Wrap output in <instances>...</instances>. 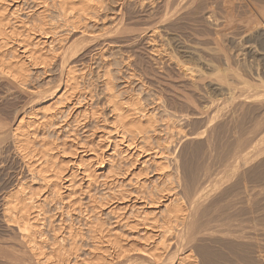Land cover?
<instances>
[{
  "label": "bare ground",
  "instance_id": "6f19581e",
  "mask_svg": "<svg viewBox=\"0 0 264 264\" xmlns=\"http://www.w3.org/2000/svg\"><path fill=\"white\" fill-rule=\"evenodd\" d=\"M43 1V0H42ZM52 1V0H51ZM105 1V0H104ZM141 1V3H143L144 1H146V0H140ZM156 1V0H155ZM155 1H151L150 0V4H151V7H152V15H148V14H146V11H148V10H146L145 12H144V10H142L143 12H141L140 11V9H141V7H140V9L138 10V8H135V6H134V4L133 5H131L130 4V2H128L129 4H125V6H124V4L123 3H121V8L120 9H118L119 10V15L118 16H116L115 18V21H113L115 24L113 25V26H111V27H109L107 30L105 29V31L103 32V29H102V32H100V33H97V34H93V32H92V30L90 31V33L92 32V35H87L85 32H87V30H83V29H85V28H82V32H80L81 34H79V35H77L76 34V36H79L78 38L76 37V40L75 41H77V40H83V42H86L85 44L86 45H84L83 46V44H82V47L80 46V44H78L77 42H76V44H75V41H73L74 43L73 44H75V46L76 47H78V46H80V47H78V48H80L79 50H76V53H78L76 56H77V58L78 59H82L83 57L84 58H86L85 56L86 55H89V54H91V52L92 51H94L93 53V55L95 56V54H96V52H98L100 55H102V58L103 57H105L104 55V53H103V48H105L106 46H107V48H111L112 46H115L116 47V51L118 52L117 53V55L119 54L120 55V52L121 53H123L124 55H125V57H123V60L122 61H124V63L126 62V63H128L130 66H131V71H129L128 69H127V71H125V73H127V72H130V74L128 73V74H126V75H128L127 77H133V76H138V79L137 80H139V87L138 88H140V86L142 87V88H152V93L150 94L151 96L153 95V98H151V108H147L146 106H145V104H143V102L142 101H140L139 99V101H135V102H127L126 100L128 99H126L125 100V97H124V95H120L119 94V91L121 90H119L118 89V91L116 90L117 89V87H118V85H116L114 82H113V78L115 79V76L113 77V75L111 76V73H112V71H110V66H109V64L111 63L110 61L111 60H109L108 61V59H106V60H104V62L102 63L103 65H101V66H103L102 68H103V74H102V72H100V74H102V78H103V85H102V87L105 89V98H102V99H105V102L106 103H104V105L105 104H108L107 106H109V108H110V112H111V115H110V117H107V116H105V117H107V118H109V121H108V123H106V124H109L111 127L110 128H112L111 130L113 131V135H114V137L115 138H117L120 142H122V143H126L128 140H126V138L128 137V139L130 138L131 140H133V139H137V140H139L140 141V139L141 140H145L146 141V143L148 142L147 140H149V139H151V138H153V141H156V146H157V144H159V143H157L159 140H161L160 139V137H159V135H161V134H159L158 135V131L161 129V128H159V130L156 128V126L158 125V124H160V123H158L157 125H156V122H157V118H159V117H157L156 118V116H158V115H155V109L156 108H158L159 106H161L162 108H164V111L166 112V118H168V119H162V116H160V118L162 119V120H164V121H170V119L172 118L173 119V117H176V119L178 118L179 120H178V122H183V124L184 123H186V125H189V124H187V123H189L190 122V124H191V122H193V123H200L199 125H201L199 128H201V129H199L200 131H189V132H185L183 135H182V133L184 132H182L181 133V135H182V137H184V140H183V142L185 143V147L184 146H182V147H184V148H186V151H187V149H188V156H187V158H182L181 157V155L180 154H178V156L176 157V158H174V160L176 159V163H174L175 164V168H174V170L175 171H173L172 172V174L174 173V175L176 174V176H177V180H176V183H177V186H176V188H178V190H179V194L180 193H182L184 196H185V198H187L186 200V202L187 203H184V204H187V207H185L186 205H184L182 202H183V200H182V202H181V200L179 199L180 198V196L178 195V193H177V196H179V198L178 197H176V196H174V199L172 200L171 199V202L172 203H170L169 205H164L163 206V208H162V214L160 213V215L159 216H161V217H159V219H158V221H159V223H157V224H159V227L158 228H160V229H158V230H160L159 231V238L156 240V241H151V242H153V243H151L152 245L150 246V250H152V252L150 251L149 252V250H147V248L146 247H144V248H146V250L143 248V249H141L142 248V246H139V248L137 249V247L138 246H136V242L134 243V242H132L133 244H135V245H132V243H131V246L129 247V249H126L129 245H127V247L125 246V248H124V246H123V244L122 243H125V242H122L121 241V239H122V237H121V239L120 238H118L119 236H115V235H111V236H115L114 238H112V240H111V243H112V245H114L113 246V248H115L114 249V252L116 253V256H114V257H120L121 258V256H125V257H127L126 255H128L129 256V254H128V251L129 252H131L132 253V251L131 250H133V253H134V250H138L137 252H139L140 251V253H142V257H145L146 259H150L151 260V262L153 261L154 263H156V264H182V258H181V255H182V251H184L185 249V244L187 243V242H191V241H193L192 242V247H193V249L197 252L196 254H197V257H198V264H229V262H230V260L229 259H233V260H239L240 262H242L243 264H264L263 263V261L261 260V256L259 255V253H257V252H259V250H260V248L262 249V246L260 247V245H261V243H259V241H257V239H256V236H255V234H256V230L253 228H251V227H243L242 225H237L238 223H235V224H231L232 222L231 221H233V220H231V219H237V218H239V217H241L242 215H249V214H251V216H252V214L253 213H256L257 215H259L260 217H262V219L264 220V140L262 139V141H261V139H260V141L258 140V139H256L255 137L258 135H256L255 136V134H253V133H250V134H247V135H249V136H251V134H253L255 137H253V135H252V138L253 139H256L257 141H259V142H262V143H260V145L259 144H257L256 142V144L257 145H254L253 147H252V143H254V141H251V145H250V147H252V148H250L249 146L247 147L246 145V147L248 148L246 151H245V146H244V144H243V146L245 147L242 151H243V154H241V155H238V154H240V153H238L237 152V150H238V146L237 145H241V142L243 141V138H245V140H246V138L247 137H243V136H240V134L236 137L235 135V137H236V140H235V142L236 143H234L235 145H234V147L235 146H237V147H232L231 146V150H228L229 149V147L226 145L227 144V142H229L230 140H232L231 138H230V140H229V137H230V135H231V131L233 130V129H235V127L237 126V127H239L238 129H240L241 131H242V129H243V123H244V121L245 120H247V118L249 119V117H250V120H251V117L253 116V115H255V113H258V111H260L261 109H263L264 108V97H262L261 95H262V93H263V96H264V90L262 91V89H261V91H260V93H259V89L257 90V91H253V93L255 92H257L256 94L258 95V97L257 96H255L253 93L252 94H250L251 96H248L249 95V91H250V93L252 92L251 90H249L248 92L246 91V89L244 88V86H243V88H241L242 90L243 89H245V91H246V93H248V95L247 94H245V92L244 91H242V92H244V96H243V94H242V97L241 96H238V97H236V96H233L234 94H236V93H232V92H234V91H232L231 92V94H233V95H231L230 94V91L233 89L232 88V82H229L228 83V80L226 79V77L227 76H225V74L224 73H222V74H224V75H222L221 73H219V72H217V73H219V74H221V75H218L219 77H217L218 79H217V81L218 80H220V82H217V81H215V82H213V81H209V85L211 86V88H213L214 90H216V89H223L222 87H223V85H224V87L226 86V87H228V88H226L227 90L228 89H230V87H229V85H231V90L228 92V95L230 94V96L228 97L229 98V100H230V102L229 103H231L230 104V106L229 107H225V105L226 106H228L227 104H228V102H227V98L226 97H224V99H227V100H225L226 102H224V101H220V100H218V101H215L214 99H212L211 98V96L209 97L208 95H206L205 94V92H203L202 91V88H204V87H202V86H204L203 84H202V82H204V79L206 78V77H209L211 74H216V72H214V73H207L208 75L207 76H205L206 74H204V73H202V74H200V75H197V77L198 78H196L195 76H193V74H194V72H196L195 70L197 69H194L193 67V65L192 64H190L191 65V67H189L187 64L188 63H185L182 59H181V57L182 56H187V57H191V58H196L197 60H199L202 64H200V65H203L204 66V68H206L207 70H210V71H215L216 70V68H215V66H214V63L215 62H218L219 64H222V63H224L225 65V67L223 68L224 70H230V56H228L227 54V51H225L224 49V51H222L221 49L223 48L222 46H224V48L226 49L227 47L225 46V45H222V46H219L220 45V43H221V41L219 40V38L221 37L220 36V34H221V31H222V26H223V24L221 23V21H219V20H222L221 18L219 19L218 17H215L216 18V20H215V22L211 19V18H209V16L210 15H212V8H213V6H212V8H210L209 7V5H208V2H209V0H157L156 2ZM218 1V0H217ZM224 1V0H223ZM251 0H249V3H251L250 2ZM253 1V0H252ZM259 2H260V4H255L256 5V7L258 8V11H257V15L256 16H253V15H255V14H251L252 15V17H251V15L250 16H248L249 14H250V12L249 11H252V10H249V9H247V10H249V11H247L246 13H249V14H245L246 15V17L248 16V18H247V20H246V17L244 16V14H243V16L245 17H243V19H245L246 21V23L247 24H245L244 23V25H239V23L237 24L236 22H242L243 23V21H242V19L240 20V19H236V24L237 25H235V26H239V27H237V28H239V29H237L238 30V34L240 35V32H242V34L243 35H246V33H247V36H249V39H248V37H246V39H248V40H250V43H247V45H244V46H246V51L248 52L249 51V53H252V54H255V50H254V48H253V45L251 44V38H254L255 36H263L264 37V33L263 32H261V30H262V28H261V25H260V19L261 20H264V0H258ZM5 2V1H4ZM7 2V1H6ZM6 2H5V4H6ZM10 2V1H9ZM8 2V3H9ZM46 1H44V3H45ZM50 2V1H49ZM54 2H56V7H54V8H56L57 9V11H58V13L57 14H59V19L58 20H60V19H62L64 22H66V23H70V24H73V23H80V24H82V22L83 23H85V24H88V23H92V24H94V23H97L96 22V20H97V18H98V15H103V13L102 14H99V12L101 11L102 12V10H101V8H102V6H103V0H55ZM125 2V1H124ZM246 2V1H245ZM254 2V1H253ZM252 2V3H253ZM8 3L6 4L7 6H8ZM35 3V2H34ZM52 3H53V1H52ZM116 3V2H115ZM219 3V2H218ZM247 3V2H246ZM255 3V2H254ZM55 3H53L52 5H54ZM140 4V3H139ZM144 4V3H143ZM168 4H169V6H168ZM213 4H215L216 5V3L214 2ZM220 4V3H219ZM4 5V4H3ZM30 5V4H29ZM33 5V4H32ZM36 5V4H35ZM142 5V4H141ZM207 5H208V7H207ZM212 5V4H211ZM214 5V6H215ZM222 5H223V7H225V8H229L232 12H233V8H239V9H242L243 7H245L246 5H245V3H244V1L243 0H225L224 1V3L222 2ZM2 6V5H1ZM6 6V7H7ZM15 6V5H14ZM34 6V5H33ZM144 6H145V4H144ZM5 7V6H4ZM47 7V6H46ZM50 7V6H49ZM149 6H147V8H148ZM151 7H149V8H151ZM204 7H206L205 8V11H203V9H204ZM222 7V6H221ZM247 7V6H246ZM255 7V8H256ZM14 8V7H13ZM30 8H32V7H30ZM45 8V7H44ZM52 8V7H51ZM208 8V9H207ZM216 8V7H215ZM257 8H256V10H257ZM28 9V8H27ZM48 9V8H47ZM53 9V8H52ZM103 9V8H102ZM115 9H116V7H115ZM114 9V10H115ZM142 9H144V7L142 8ZM146 9V8H145ZM224 9V8H223ZM6 10V9H5ZM4 8L2 7V9H1V7H0V41L1 42H3L2 44H5L4 42L8 39V38H10L11 36H17V38L16 39H18V41L17 42H26L27 40H26V38L25 37H29L28 35H26L25 37H23L24 35H23V33L21 32V31H24V30H19V31H17V32H15L14 30H11V25H10V27H7V25H8V22L10 21V19L8 20V19H6V18H8V17H5V13H4ZM55 10V9H54ZM151 10V9H150ZM149 10V11H150ZM216 10V9H215ZM227 10V9H226ZM238 10V9H237ZM243 10V12H245L246 11V9H245V11H244V9H242ZM46 11V10H45ZM52 11V10H51ZM228 11V10H227ZM230 11V12H231ZM241 11V10H240ZM239 11V12H240ZM6 12H7V10H6ZM56 12V11H55ZM222 12V11H221ZM224 12H225V10H224ZM231 12V13H232ZM238 12V11H237ZM236 11H235V15L236 14H239V13H237ZM11 13V12H10ZM113 13V12H112ZM211 13V14H210ZM232 13V14H233ZM252 13V12H251ZM27 14H28V12H27ZM30 14V13H29ZM34 14H37V13H34ZM32 15V16H35V15ZM42 14V13H41ZM53 14V13H52ZM56 14V13H55ZM114 14V13H113ZM217 14V13H216ZM223 14V13H222ZM221 14V15H222ZM231 14V15H232ZM241 14V15H242ZM8 15H9V13H8ZM14 15V14H13ZM17 15V14H16ZM44 15V14H43ZM46 15H47V13H46ZM225 15H226V13H225ZM224 15V16H225ZM11 16V15H10ZM25 16V15H24ZM27 16V15H26ZM32 16H31V18H32ZM48 16V15H47ZM108 16V15H107ZM223 16V15H222ZM230 16V15H229ZM233 16V15H232ZM237 16H239V15H237ZM258 16V17H257ZM14 17V16H13ZM20 17V16H19ZM36 18V20L35 21H37V17H38V14H37V16H35ZM55 17V16H54ZM102 17V16H101ZM108 17H110V16H108ZM213 17V18H214ZM236 17V16H235ZM250 17V18H249ZM15 18V17H14ZM28 18V17H27ZM30 18V17H29ZM29 18L27 19V20H29ZM41 18H45V15H44V17H41ZM52 18H53V16H52ZM57 18H58V16H57ZM217 18H218V20H217ZM224 18V17H223ZM226 18V17H225ZM237 18V17H236ZM239 18V17H238ZM242 18V17H241ZM20 19V18H19ZM25 19V18H24ZM33 19H34V17H33ZM32 19V20H33ZM47 19H49V18H47ZM50 19H51V17H50ZM56 19V18H55ZM107 19V18H106ZM114 19V18H113ZM112 19V20H113ZM210 19L214 22V23H212V21H211V23L209 24V22L208 21H210ZM233 18H230L229 17V20H228V22L230 23V22H232L233 20H232ZM7 20H8V22H7ZM15 20V19H14ZM21 20H22V18H21ZM41 20V19H40ZM40 20H38V21H40ZM42 20H44V19H42ZM102 20V19H101ZM110 20V19H109ZM142 20H146V22H148L149 21V25L148 26H150L149 28H148V26L146 25V27L147 28H145V27H142V28H140V26H137L136 27V25H138V24H143V23H141L142 22ZM148 20V21H147ZM227 20V19H226ZM249 20V21H248ZM11 21H13V20H11ZM16 21V20H15ZM19 21V20H18ZM34 21V22H35ZM37 21V22H38ZM52 21V20H51ZM55 21V20H54ZM103 21V20H102ZM189 21H195V22H198L199 24H201V25H203V26H206L208 29H209V31H208V33H206V34H204L203 36L204 37H202L201 35V37H200V39H199V41L195 44V43H187V42H184L185 40H183V38L181 37L182 35H183V33H184V31H185V29L187 28V26H188V24H189ZM223 21H225V20H223ZM22 21H20V22H17L16 24H20ZM28 22V21H27ZM30 22V21H29ZM42 22V21H41ZM44 22H45V20H44ZM59 22V21H58ZM101 22V21H100ZM144 22V21H143ZM227 22V21H226ZM234 22V21H233ZM13 23V22H12ZM11 22L9 23V24H12ZM23 23V22H22ZM21 23V24H22ZM46 23H48V22H46ZM50 23H52V22H50ZM50 23H49V25H50ZM54 23H56V22H54ZM53 23V24H54ZM150 23H151V25H150ZM224 23V22H223ZM15 24V25H16ZM24 24H27L26 22L24 23ZM24 24H22V25H24ZM31 24H37L36 22L35 23H31L30 22V25ZM41 24V23H40ZM60 24H61V22H60ZM63 24H65V23H63ZM85 24H82V26L83 25H85ZM113 24V23H112ZM228 24V23H227ZM232 24V23H231ZM241 24V23H240ZM45 25H48V24H45ZM62 25V24H61ZM91 25V24H90ZM89 25V26H90ZM106 25V24H105ZM111 25V24H110ZM192 25V24H191ZM191 25L189 26V27H191ZM195 25V24H194ZM197 25V24H196ZM29 26V25H28ZM31 26H34V25H31ZM35 26H37L38 27V24L37 25H35ZM40 26V25H39ZM56 26V25H55ZM63 26H65V25H63ZM67 27H69L68 25H66ZM75 26H77V25H75ZM87 26V25H86ZM145 26V25H144ZM232 26V25H231ZM234 26V27H235ZM12 27H14V29H15V26H12ZM23 27V26H22ZM42 27H46V26H42ZM41 27V28H42ZM53 27V26H52ZM74 27V24L72 25V28ZM84 27V26H83ZM94 27V26H93ZM96 27V26H95ZM100 27H101V25H100ZM188 27V28H189ZM193 27V26H192ZM196 27V26H195ZM199 27H201V26H199ZM224 27V26H223ZM233 27V28H234ZM10 28V29H9ZM17 28V27H16ZM19 29H20V27H18ZM28 29L29 28H31V27H27ZM26 28V29H27ZM77 27H75V29H76ZM197 28V27H196ZM27 29V30H28ZM32 29H36V27H32ZM40 29V28H39ZM46 29H47V27H46ZM66 29V28H65ZM71 29V28H70ZM93 29V28H92ZM101 28H99V30H100ZM195 29V28H194ZM193 29V30H194ZM198 29V28H197ZM197 29H195V30H197ZM200 29V28H199ZM261 29V30H260ZM16 30V29H15ZM27 30H25L26 31V33L25 34H27V33H29L30 31L28 30V32H27ZM31 30V29H30ZM41 30V29H40ZM42 30H43V28H42ZM148 30H150V31H152V41H154V43H155V45L156 44H158L159 45V40H158V38H161V36H164V35H167V36H169V37H171V36H173L174 37V40H175V49L173 50L172 48V52H168L166 49H163V50H161V52L160 53H157V55L156 56H154V55H152L151 53H149V51H148V48L145 46V42H142V40L140 39V37H142L141 36V34L142 33H144V35L146 34V31H148ZM194 30V31H195ZM231 30H232V28H231ZM24 31V32H25ZM33 31V30H32ZM50 31V30H49ZM60 31V30H59ZM67 31H68V29H67ZM66 31V32H67ZM198 31V30H197ZM196 31V32H197ZM200 31V30H199ZM198 31V32H199ZM201 31H202V29H201ZM205 31H206V29H205ZM229 31V30H228ZM235 31V30H234ZM233 31V32H234ZM263 31V30H262ZM37 32V31H36ZM39 32V31H38ZM45 32V31H44ZM72 32V31H71ZM89 32V31H88ZM96 32H97V30H96ZM191 32L193 33V31L191 30ZM203 32H204V30H203ZM231 32V31H230ZM229 32V33H230ZM232 32V33H233ZM33 33H34V31H33ZM32 33V34H33ZM40 33V32H39ZM43 33V32H42ZM41 33V34H42ZM46 33H49V32H45V34ZM54 33V32H53ZM59 33V32H58ZM77 33V32H76ZM79 33V32H78ZM205 33V32H204ZM226 33V34H225ZM225 33H224V30H223V35H224V39H225V36L226 35H228L227 34V31L225 30ZM237 33V32H236ZM32 34H30V35H32ZM38 34V33H37ZM55 34V33H54ZM185 34H188V33H185ZM184 34V35H185ZM195 34V33H194ZM193 34V35H194ZM235 34V33H234ZM23 35V36H22ZM44 35V34H43ZM70 35V34H69ZM144 35H143V40H144ZM195 35H199V34H195ZM194 35V36H195ZM220 37H219V36ZM236 35V34H235ZM243 35H241V36H243ZM34 37H35V35H33ZM62 36V35H61ZM149 36H150V34H149ZM187 36V35H186ZM190 36H191V34H190ZM230 36V35H229ZM228 36V37H229ZM233 36V35H232ZM241 36H239V37H241ZM14 37V38H15ZM34 37H32V38H34ZM146 37V36H145ZM165 37V36H164ZM184 37V36H183ZM198 37V36H197ZM223 37V36H222ZM221 37V38H222ZM234 37V36H233ZM239 37L236 39V40H239ZM12 38V37H11ZM10 38V39H11ZM31 38V37H30ZM51 38V37H50ZM63 38V37H62ZM185 38V37H184ZM187 38V37H186ZM229 38H232V37H229ZM235 38H236V36H235ZM13 39V38H12ZM36 39V38H35ZM43 39V38H42ZM56 39V38H55ZM72 39V38H71ZM148 39V38H147ZM149 39H151V37L149 38ZM194 39H196V37L194 38ZM255 39H257V37L255 38ZM260 39V38H259ZM263 39V38H262ZM28 40H29V38H28ZM34 40V39H33ZM32 40V41H33ZM45 40V39H44ZM44 40L42 41V42H44ZM65 39H63L62 41H64ZM146 40V39H145ZM196 40H198V39H196ZM222 40V39H221ZM227 40H229L228 38H227ZM236 40H235V42H236ZM241 40V39H240ZM261 40V39H260ZM259 40V41H260ZM8 41V40H7ZM12 41V40H11ZM14 41H15V39H14ZM15 41V42H16ZM31 40H29V42H30ZM31 41V42H32ZM36 41H38V40H36ZM54 41V40H53ZM60 41V40H59ZM62 41H61V43H62ZM150 41V40H149ZM152 41H151V43H152ZM159 41V42H158ZM188 42L190 41H192V40H187ZM223 41V40H222ZM231 41V40H230ZM244 41V40H243ZM257 41V40H256ZM0 42V43H1ZM29 42H27V44L26 45H23V44H21L20 46H21V48L19 49V50H21V53L20 54H22V55H24L25 56V58L26 59H31L32 61H33V63H35L37 66H39L40 68H41V70H43V72H46V69L48 68L49 69V67L52 65V63H54L53 62V55H49L51 52H53V48H51V46H50V48L52 49V51L47 55L46 54V52L44 53V52H41V49L42 48H40L39 47V44L37 45V47L38 48H33L32 46V48H30V49H27L26 47H28L29 48V46H27L28 45V43ZM46 42V41H45ZM47 42H49V41H47ZM56 42V41H55ZM69 42V41H68ZM194 42V41H193ZM229 42V41H228ZM234 42V43H235ZM264 42V41H263ZM263 42H262V44H263ZM32 43H35V44H33V45H35V47H36V42H32ZM163 43H164V41H163ZM187 43V44H186ZM226 43V42H225ZM230 43V42H229ZM231 43H232V41H231ZM230 43V44H231ZM261 43V42H260ZM260 43H258V44H260ZM19 43H17V45H18ZM31 44V43H30ZM53 44V43H52ZM72 43H70V44H67V45H69V49H71V50H73V51H75V49H78V48H73V46H72V48H70ZM72 44V45H73ZM153 44V43H152ZM166 44V43H165ZM164 44V45H165ZM169 44H170V42H169ZM222 44V43H221ZM223 44H224V42H223ZM229 44V45H230ZM237 44V43H236ZM235 44V45H236ZM245 44V43H244ZM6 45H9L7 42H6ZM6 45H5V47H6ZM32 45V44H31ZM41 45V44H40ZM56 45H58L57 43H56ZM148 45H149V42H148ZM163 45V46H164ZM227 45H228V43H227ZM233 45V44H232ZM231 45V46H232ZM4 46V45H3ZM3 46H1V47H3ZM19 46V45H18ZM53 46V45H52ZM64 46V48H65V45H63ZM74 46V47H75ZM167 46V45H166ZM170 46V45H169ZM0 47V48H1ZM5 47H3V48H5ZM9 46H7V48H8ZM54 47V46H53ZM56 47V46H55ZM58 47V46H57ZM66 47H68V46H66ZM152 47V46H151ZM150 47V48H151ZM155 47H157V46H155ZM165 47V46H164ZM171 47V46H170ZM169 47V48H170ZM173 47V46H172ZM219 47H222L221 49L219 48ZM256 47V46H255ZM261 47H262V45H261ZM3 48H2V50H3ZM7 48H6V50H7ZM44 48V47H43ZM48 48V47H47ZM113 48V47H112ZM111 48V49H112ZM158 48V47H157ZM163 48V47H162ZM9 49V48H8ZM10 49H12V48H10ZM27 49V50H26ZM44 49H46V48H44ZM44 49H42V50H44ZM58 49L60 50V48L58 47ZM152 49V48H151ZM150 49V50H151ZM171 49H169V50H171ZM229 49V48H228ZM231 49H232V47H231ZM248 49V50H247ZM262 50H264V47H262L261 48ZM1 50V49H0ZM5 50V51H6ZM13 50H15L14 49V47H13V49H12V51ZM17 50V49H16ZM18 50V51H19ZM57 50V49H56ZM62 50V49H61ZM65 51H67L68 50V48L67 49H64ZM61 51V52H64L63 54H62V56L60 55V54H58L59 55V65L61 66V69H62V72H61V82H60V84H58L57 83V85H60V86H57V85H55V86H57V87H54V89H49V87L48 88H45V89H43V90H40L39 92H36V96L34 95H32L33 97L32 98H34V97H37V99H35V100H33L32 99V101H34V103L35 104H37L38 105V107L36 108L37 110H36V113H32V115H28V119L26 120V122H25V124H22L21 125V123H20V126H18L17 128H13V130L10 128V130H12V131H9L8 129V131L9 132H7L6 131V133H5V131L3 132V135H2V139L1 140H4V141H7L9 138H8V136L9 137H12V139H10V141L12 140L13 142H14V147L17 149V151L20 153V155H21V157H25L26 158V156H28V155H31L32 157H35V159H34V161H32V162H39V160L41 159L42 161L40 162L41 163V166L39 167V165H37L35 168H34V174L37 176V177H39L41 180H42V182L44 181V180H46V182L48 181L49 182V180H51L50 178H52V175H50V173H52V174H54L53 175V177H57V183H59V181H60V183L63 181V180H65V178H66V174L64 175L63 174V171H64V169L65 168H63V167H61V166H59L60 165V162H57L56 161V159L51 155L52 153H51V150L54 148V146L52 145V143H54V142H50V143H46L45 145H44V147L42 148V149H40V150H35L34 149V140L36 139V136H33V134L35 133V131L37 132L38 130H42V129H45V126L46 125H49L50 127H52V125H54V123L53 124H51L50 125V123H48V124H46V122H50V121H46L47 119H48V117H50L51 118V116L53 117L56 113L58 114L59 113V110H61L62 111V108L61 107H57V108H55V106L56 105H54L55 103H57L58 102V104H62L63 103V105L66 107L65 108V110L66 111H63L64 113L66 112V114L67 115H65V116H67V117H69L70 115H71V110H72V105H70V103H69V95L67 94V92H69V91H67V88H72V89H74L73 87H75L76 86V88H78L77 87V85H76V80L78 81V79H80V78H78L79 77V75H78V77H77V75H76V77L78 78V79H76V77H75V75H74V71L75 72H77L78 70H75L74 68L72 69L71 67H69L70 66V64H69V62H68V57L71 55V51L70 50H68V51H70L69 52V54L68 53H66L65 51ZM107 50V49H106ZM109 50V49H108ZM153 50V49H152ZM156 50V49H155ZM155 50H153L154 52H155ZM221 52H220V51ZM261 50V51H262ZM4 51V52H5ZM67 51V52H68ZM78 51V52H77ZM105 51V50H104ZM112 51V50H111ZM157 51V50H156ZM159 51V50H158ZM230 51V50H229ZM241 51V50H240ZM3 52V51H2ZM7 52V51H6ZM5 52V53H6ZM9 52V51H8ZM17 52V51H16ZM57 52V51H56ZM60 52V53H61ZM108 52V51H107ZM106 52V53H107ZM227 54H226V53ZM246 52V53H247ZM5 53H2L3 54V56H4V54ZM19 53V52H18ZM54 53V52H53ZM59 53V52H58ZM73 53V52H72ZM89 53V54H88ZM110 53V52H109ZM108 53V54H109ZM235 53H237V52H235ZM239 53V52H238ZM0 54H1V52H0ZM2 54L0 55V74H2L3 76H5V77H8V78H11V79H14L15 81H19V82H25L26 83V81H27V76H28V73H27V71H29V69L27 70V66L25 67V65L26 64H24V62H23V60L20 58V60L18 59V60H15L14 61V58H16V56H14L15 54H14V52L12 53V55H11V50H10V55H11V59L9 58V60H6L7 59V57H6V59L4 58H2ZM55 55L57 54V53H54ZM66 54H68L69 56H67ZM75 53H73V55H74ZM111 54H112V52H111ZM154 54V53H153ZM240 54V53H239ZM252 54H251V56H252ZM259 54L264 58V51L263 52H259ZM6 55L7 56H9V54H7L6 53ZM17 55V54H16ZM93 55H91L92 57H93ZM113 55V54H112ZM118 55V56H119ZM124 55H122V56H124ZM90 56V57H91ZM110 56V55H109ZM118 56H116V57H118ZM122 56H121V58H122ZM231 56H232V54H231ZM236 56V55H235ZM256 56V55H255ZM57 57V56H56ZM70 57H72V56H70ZM101 57V56H100ZM106 57H107V55H106ZM105 57V58H106ZM245 57V56H244ZM243 57V58H244ZM253 57H254V55H253ZM76 58V57H75ZM75 58H73L72 60L74 61L75 60ZM99 58V57H98ZM104 58V59H105ZM108 58V57H107ZM111 58V56L109 57V59ZM118 58H120V57H118ZM124 58H126L127 60H124ZM183 58V57H182ZM188 58V59H189ZM193 58V59H194ZM235 58V57H234ZM12 59H13V61H12ZM17 59V58H16ZM255 59V58H254ZM30 60V61H31ZM113 60V59H112ZM185 60V59H184ZM252 60V59H251ZM256 60V59H255ZM259 60V59H258ZM25 61V60H24ZM29 61V62H30ZM56 61H58V60H56ZM70 61H71V59H70ZM84 61V60H83ZM187 61H189V60H187ZM193 61V60H192ZM241 61H243V60H241ZM72 62V61H71ZM75 62H78L77 60H75ZM74 62V63H75ZM80 62H82L81 60H80ZM116 62V61H115ZM114 62V63H115ZM227 62H229V63H227ZM258 62V61H257ZM27 63V62H26ZM85 63V62H84ZM87 63V62H86ZM198 63V62H197ZM69 64V65H68ZM72 64V63H71ZM80 64V63H79ZM82 64V63H81ZM80 64V65H81ZM219 64H218V66H219ZM239 64V63H238ZM54 65V64H53ZM52 65V66H53ZM91 65V64H90ZM114 65H116V64H114ZM216 65V64H215ZM251 65V64H250ZM98 66V65H97ZM112 66V65H111ZM117 66V65H116ZM125 66V65H124ZM124 66H123V68H124ZM128 66V65H127ZM217 66V67H218ZM221 66V65H220ZM219 66V67H220ZM232 66V65H231ZM249 66V65H248ZM28 67H30V65L28 66ZM32 67V66H31ZM34 67H36L35 65H34ZM100 67V66H99ZM200 67V66H199ZM218 67V68H219ZM223 67V66H222ZM222 67H220V68H222ZM236 67V66H235ZM251 67V66H250ZM56 68V67H55ZM60 68V67H59ZM81 68V67H80ZM101 68V67H100ZM101 68V69H102ZM121 68V67H120ZM127 68V67H126ZM202 68V67H201ZM204 68H203V70H204ZM217 68V69H218ZM240 68V67H239ZM261 68V67H260ZM31 69V68H30ZM61 69H59V70H61ZM77 69V68H76ZM79 69V68H78ZM130 69V68H129ZM246 69V68H245ZM253 69V68H252ZM263 69V68H262ZM57 70V69H56ZM82 70V69H81ZM117 70V69H116ZM198 70H200V69H197V72H198ZM202 70V69H201ZM220 70H222V69H220ZM220 70H218V71H220ZM223 70V71H224ZM31 71V70H30ZM35 71V70H34ZM50 71V70H49ZM206 71V70H205ZM217 71V70H216ZM222 71V72H223ZM248 71V70H247ZM251 71V70H250ZM250 71H248V72H250ZM256 71H257V68H256ZM264 71V70H263ZM43 72H41L42 74H43ZM52 72V71H51ZM117 72H120V71H117ZM201 72V71H200ZM227 72V71H226ZM232 72V71H231ZM258 72V71H257ZM31 73H32V71H31ZM114 73V72H113ZM206 73V72H205ZM242 73V72H241ZM259 73V72H258ZM98 74V73H97ZM124 74V73H123ZM244 74H245V72H244ZM249 74H252V73H249ZM29 75H31L30 73H29ZM57 75V74H56ZM81 75V74H80ZM115 75L118 77L119 75H120V73H119V75H118V73H115ZM121 75H122V73H121ZM125 75V76H126ZM233 75V74H232ZM237 75H239V74H237ZM236 75V76H237ZM254 75H255V73H254ZM262 75V74H261ZM33 76H35V75H33ZM101 76V75H100ZM234 76H235V73H234ZM241 76V75H240ZM247 76V75H246ZM253 78H254V76L253 75H251ZM257 76V75H256ZM29 77V76H28ZM54 77V76H53ZM89 77V76H88ZM113 77V78H112ZM195 77V78H194ZM244 77V76H243ZM250 77V76H249ZM257 77H259V74H258V76ZM261 77V76H260ZM2 78V77H1ZM83 78V77H82ZM119 78V77H118ZM122 78H123V76H122ZM137 78V77H136ZM135 78V79H136ZM215 78H216V76H215ZM236 78V77H235ZM240 78H242V76L241 77H239V81H240ZM4 79V78H3ZM56 79V78H55ZM92 79V78H91ZM121 79V78H120ZM127 79V78H126ZM132 79H134V78H132ZM209 79H211V78H209ZM244 79V78H243ZM247 80H249L248 78H246ZM250 82H252L253 84H254V81L252 80V78L250 77ZM255 79V78H254ZM258 79H261V78H257V80ZM263 79V81H264V78H262ZM262 79L261 80H259V81H262ZM1 80V79H0ZM29 80V79H28ZM115 80H117V79H115ZM114 80V81H115ZM122 80V79H121ZM128 80V79H127ZM205 80H208V78L207 79H205ZM234 80V79H233ZM238 80V79H237ZM242 80V79H241ZM256 80V79H255ZM8 81H9V79H8ZM131 81V80H130ZM262 81V82H263ZM90 81H88V83H89ZM100 82V81H99ZM116 82H118V81H116ZM128 82H129V80H128ZM136 82V81H135ZM262 82H261V84H262ZM5 83V82H4ZM8 83V82H7ZM6 83V84H7ZM91 83V82H90ZM123 83H124V85H125V87H124V89L123 90H125V88L127 89L128 88V83L127 82H122V84H121V86L123 85ZM244 83V82H243ZM247 82H245V84H246ZM256 84L257 83H259L258 81L257 82H255ZM1 84V83H0ZM10 84V83H9ZM13 84H14V82H13ZM96 84V83H95ZM134 84V83H133ZM133 84H132V87H133ZM138 84V83H137ZM205 84V83H204ZM239 84V83H238ZM238 84H236V85H238ZM240 84H242V83H240ZM244 84V85H245ZM251 84V83H250ZM5 85V84H4ZM24 85V84H23ZM91 85V84H90ZM116 85V86H115ZM123 85V86H124ZM259 85V84H258ZM3 86V85H2ZM11 86V85H10ZM13 86V85H12ZM17 86V85H16ZM29 86V85H28ZM92 86V85H91ZM98 86V85H97ZM120 86V88H122ZM135 86V85H134ZM241 86V85H240ZM256 86V88H257V85H255ZM261 86V85H260ZM14 87V86H13ZM52 87V86H51ZM79 87H80V85H79ZM87 87H89V86H87ZM130 87V86H129ZM136 87V86H135ZM236 87V86H235ZM234 87V88H235ZM239 87V86H238ZM247 87V86H246ZM259 87V86H258ZM261 87H264V83H263V85L261 86ZM11 88V87H10ZM18 88V87H17ZM53 88V87H52ZM82 88H84V87H82ZM115 88V89H114ZM137 88V89H138ZM13 89V88H12ZM71 89V90H72ZM87 89V88H86ZM129 89V88H128ZM136 89V90H137ZM237 89V88H236ZM235 89V90H236ZM240 89V88H239ZM250 89H252V90H255V89H253V87L252 88H250ZM21 90V89H20ZM39 90V89H38ZM70 90V89H69ZM75 90V89H74ZM83 90V89H82ZM134 90H135V88H134ZM133 90V91H134ZM136 90L134 91L135 93L134 94H136ZM142 90V89H141ZM140 90V91H141ZM147 90V89H146ZM146 90L144 89V92H146ZM85 91V90H84ZM104 91V90H103ZM133 91H132V93H133ZM237 91H238V89H237ZM236 91V92H237ZM5 92V91H4ZM20 92V91H19ZM22 92V91H21ZM101 92H102V90H101ZM123 92V91H122ZM127 91L125 90V94H128V93H126ZM137 92H139V91H137ZM142 92H143V90H142ZM149 92H150V89H149ZM221 92H223V91H221ZM238 92H240V90L238 91ZM241 92V93H242ZM0 93H2V92H0ZM12 93V92H11ZM26 93H27V91H26ZM29 93V92H28ZM31 93V92H30ZM79 93V92H78ZM140 93V92H139ZM139 93H137V94H139ZM220 93V92H219ZM226 92H224V94H225ZM241 93H239L240 95H241ZM259 93V94H258ZM6 94V93H5ZM4 94V95H5ZM25 94V93H24ZM84 94V93H83ZM123 94V93H122ZM133 94V95H134ZM136 94V95H137ZM148 94V93H147ZM148 94V95H149ZM208 94H209V92H208ZM211 94V93H210ZM209 94V95H210ZM213 94H214V91H213ZM218 94V93H217ZM221 94V93H220ZM220 94H218V95H220ZM238 94V93H237ZM238 94V95H239ZM21 95V94H20ZM27 95V94H26ZM78 95V94H77ZM104 95V94H103ZM140 95L141 94H139V97H140ZM148 95H146V93H145V96H146V98H148L147 96ZM149 95V96H150ZM217 95V96H218ZM245 95H247V96H245ZM252 95H254V96H252ZM31 96V95H30ZM28 97V98H31V97ZM81 96H83L82 94H81ZM85 96V95H84ZM83 96V98H85ZM92 96V95H91ZM128 96V95H127ZM126 96V97H127ZM135 96V95H134ZM143 96H144V94H143ZM214 96H216L215 94H214ZM5 97V96H4ZM23 97H24V95H23ZM104 97V96H103ZM136 97V96H135ZM135 97H133V98H135ZM141 97H142V95H141ZM2 98V97H1ZM215 98V97H214ZM222 98V97H221ZM68 99V100H67ZM137 99V98H136ZM216 99H218V98H216ZM220 99V98H219ZM21 100V99H20ZM26 100V99H25ZM29 100V99H28ZM52 100H54L55 102L53 103V102H50V101H52ZM143 100V99H142ZM80 101V100H79ZM146 101H148V99H146ZM141 102H142V104H141ZM149 102H150V99H149ZM220 102V103H219ZM224 102V106H220L221 105V103H223ZM14 103V102H13ZM17 103V102H16ZM28 103V102H27ZM29 103H30V101H29ZM144 103H145V97H144ZM226 103V104H225ZM103 104V103H102ZM148 104V103H147ZM6 105V104H5ZM10 105V104H9ZM15 105V104H14ZM23 105V104H22ZM223 105V104H222ZM11 106V105H10ZM87 106V105H86ZM91 106V105H90ZM93 106V105H92ZM91 106V107H92ZM98 106V105H97ZM148 106H150V104L148 105ZM6 107V106H5ZM24 107V106H23ZM22 107V108H23ZM19 108V107H18ZM17 108V109H18ZM21 108V107H20ZM54 108H55V110H54ZM108 108V109H109ZM9 109V108H8ZM32 109H34V108H32ZM159 109V108H158ZM157 109V110H158ZM5 110V109H4ZM3 110V111H4ZM7 110V109H6ZM10 110V109H9ZM35 110V109H34ZM34 110H32V111H34ZM39 110L41 111V113H42V119H41V121H39L38 120V115H39ZM92 110H94V109H92ZM102 110V109H101ZM107 110V109H106ZM163 110V109H162ZM22 111V110H21ZM60 111V112H61ZM153 111H155V112H153ZM160 111V110H159ZM164 111H162L163 113H164ZM264 111V110H263ZM1 112V111H0ZM20 111L18 110V112H15L14 111V114L12 115V117L10 118L11 119V121L14 123L17 119H18V117L20 116V113H19ZM62 112V113H63ZM99 112V111H98ZM106 112V111H105ZM162 112H160V113H162ZM6 113V112H5ZM30 113H31V111H30ZM84 113V112H83ZM264 113V112H263ZM23 114V113H22ZM56 114V115H57ZM89 114V113H88ZM91 114V113H90ZM96 114V113H95ZM157 114H159V113H157ZM2 115H3V113H2ZM8 115H9V112H8ZM105 115V114H104ZM261 115H262V113H261ZM85 116V115H84ZM92 116H94V113H92ZM91 116V117H92ZM258 116V115H257ZM256 116V117H257ZM4 117V116H3ZM164 117V116H163ZM256 117L254 118L255 120L254 121H256L255 123H253V124H255L256 126H257V119H256ZM258 117H264V116H258ZM8 118V117H7ZM22 118V117H21ZM54 118H56V117H54ZM24 119V118H23ZM175 119V118H174ZM36 120H38L39 121V125H41L42 127H40L39 128V126H38V124L37 125H33V124H35L36 122H38V121H36ZM53 120V119H52ZM158 120H160V119H158ZM252 120H253V118H252ZM262 120H263V118H262ZM262 120H261V123H260V125L259 126H255V128H258L259 127V131H260V129L262 128L263 129V127H261L263 124H262ZM4 121V120H3ZM6 121H7V119H6ZM18 121H20V120H18ZM58 121V120H57ZM105 121V120H104ZM167 121L165 122V127L168 125V123H167ZM176 121V120H175ZM23 122V121H22ZM61 122V121H60ZM79 122V121H78ZM162 122V121H161ZM171 122V121H170ZM177 122V123H178ZM260 122V121H259ZM11 123V122H10ZM76 123V122H75ZM252 123V122H251ZM251 123H250V126H252L251 125ZM257 123V124H256ZM264 123V122H263ZM18 124V123H17ZM59 124V123H58ZM172 124H173V121H172ZM172 124H171V126H172ZM180 123H178V125H179ZM262 124V125H261ZM1 125H2V123H1ZM8 125H10L9 123H8ZM55 125H57L56 124V122H55ZM162 125V124H161ZM181 125V124H180ZM249 125V124H248ZM12 126V125H11ZM164 126V125H163ZM170 125H169V127H171ZM176 126V125H175ZM185 126V125H184ZM5 127V126H4ZM31 127V128H30ZM49 127V128H50ZM107 127V126H106ZM161 127V126H160ZM164 127V128H165ZM179 127H181V126H179ZM178 127V128H179ZM245 127H246V125H245ZM244 127V128H245ZM261 127V128H260ZM49 128H48V131H49ZM108 128V127H107ZM110 128H109V130H110ZM167 128H168V126H167ZM173 128V127H172ZM176 129H177V127H175ZM174 128V129H175ZM189 128V127H188ZM193 128V127H192ZM248 128V127H247ZM255 128H251V129H253V131L255 130ZM2 130H3V128H1ZM104 129V128H103ZM246 129V128H245ZM245 129H243V131H246L247 132V130H245ZM250 128H249V130H251ZM47 130V129H46ZM45 130V131H46ZM105 130V129H104ZM179 130V129H178ZM181 130H183V129H181ZM236 130V129H235ZM235 130H234V132H235ZM248 130V131H249ZM51 131H53V133L54 134H56L57 132H56V130L53 128H51V130L49 131V133H51ZM73 131V130H72ZM112 131H110L111 133H112ZM171 131V130H170ZM185 131H187L186 129H185ZM239 131V130H238ZM237 131V132H238ZM240 131V132H241ZM256 131H257V133H258V130L256 129ZM255 131V132H256ZM67 132V131H66ZM109 132V131H108ZM109 132V133H110ZM161 132V131H160ZM159 132V133H160ZM163 132V131H162ZM166 131H165V129H164V133H165ZM176 132V131H175ZM234 132H232L233 134H234ZM249 132H251V131H249ZM249 132H247V133H249ZM42 133V132H41ZM40 133V134H41ZM45 132H43L41 135H42V138L44 137L43 136V134H44ZM169 133H171V132H169ZM241 133H243V132H241ZM1 134V133H0ZM36 134V133H35ZM167 134V133H166ZM179 134V133H178ZM237 134V133H236ZM30 135H32L33 137H31ZM40 135V136H41ZM45 135H46V133H45ZM171 135V134H170ZM170 135H169V137H170ZM242 135H244V134H242ZM263 135H264V133H263ZM262 135V136H263ZM233 136V137H234ZM246 136V135H245ZM261 136V137H262ZM57 137V136H56ZM59 137V136H58ZM90 137V136H89ZM105 137V136H104ZM181 137V138H182ZM243 137V138H242ZM0 138H1V136H0ZM44 138H46V137H44ZM53 138V137H52ZM55 138V137H54ZM67 138V137H66ZM263 138V137H262ZM41 137H39V139L38 140H35V142L36 141H40L41 142ZM85 139V138H84ZM129 139V140H130ZM155 139V140H154ZM164 140H165V137L163 138ZM166 139H167V137H166ZM169 139H172V137L171 138H169ZM179 139H180V137H179ZM183 139V138H182ZM248 139V143L250 142L249 141V138H247ZM253 139H251V140H253ZM0 140V143L2 142ZM104 140V139H103ZM168 140V139H167ZM9 141V140H8ZM45 141V140H44ZM47 141V140H46ZM54 141V140H53ZM56 141V140H55ZM74 141V140H73ZM144 141V142H145ZM163 141V140H162ZM166 141V140H165ZM170 141V140H169ZM49 142V141H48ZM131 142V141H130ZM143 142V141H142ZM151 142V141H150ZM149 142V143H150ZM160 143H161V141H159ZM166 142H168V141H166ZM173 142V141H172ZM182 142V143H183ZM244 142V141H243ZM37 143V142H36ZM43 143H45V142H43ZM117 143V142H116ZM129 143V142H128ZM140 143V142H139ZM145 143V144H146ZM165 143V142H164ZM169 143V142H168ZM174 143V142H173ZM230 143V142H229ZM254 143V144H255ZM13 144V143H12ZM88 144V143H87ZM106 144H108V143H106ZM131 144H132V142H131ZM141 144V143H140ZM144 144V145H145ZM151 144V143H150ZM153 144H155V142L153 143ZM179 144V143H178ZM181 144V143H180ZM231 144V143H230ZM263 146H262V145ZM9 145V144H8ZM11 145V144H10ZM40 145V144H39ZM70 145V144H69ZM183 145V144H182ZM228 147V149H226V146ZM119 146V145H118ZM129 146V145H128ZM142 146V145H141ZM158 146H160V144L158 145ZM176 146V145H175ZM178 146V145H177ZM242 146V145H241ZM8 147V146H7ZM13 147V146H12ZM91 147H93V146H91ZM106 147V146H105ZM140 147V146H139ZM143 147V146H142ZM160 147H162V146H160ZM240 147V146H239ZM62 148V147H61ZM149 148V147H148ZM152 148V147H151ZM168 148V147H167ZM233 148V149H232ZM242 148V147H241ZM251 150H250V149ZM37 149V148H36ZM134 149V148H133ZM173 149V148H172ZM182 149V148H181ZM181 149H179L178 148V150H181ZM2 150H3V148H2ZM144 150V149H143ZM147 150V149H146ZM148 150H150V149H148ZM156 150H157V148H156ZM160 150V149H159ZM174 150V149H173ZM249 150V151H248ZM53 151V150H52ZM154 151H155V149H154ZM167 151H169V150H167ZM175 151H176V148H175ZM174 151V152H175ZM239 151V150H238ZM16 152V151H15ZM63 152V151H62ZM66 152V151H65ZM97 152V151H96ZM110 152V151H109ZM114 152H115V150H114ZM173 152V153H174ZM184 152V151H183ZM240 152H241V150H240ZM245 152V153H244ZM111 153V152H110ZM138 153V152H137ZM164 153V152H163ZM162 153V154H163ZM236 153H238V154H236ZM242 153V152H241ZM1 154V153H0ZM55 154V153H54ZM152 154V153H151ZM165 154V153H164ZM166 154H168V153H166ZM165 154V155H166ZM176 154H177V152H176ZM131 155V154H130ZM137 155H140V154H137ZM155 155H156V153H155ZM230 156V158L231 159H229V161L227 162V164L225 165V168L226 169H224L223 167H222V169H224V172H226L227 171V174H223V176L222 175H220L218 178L216 177L215 179H212V178H214L215 177V175H217V174H213L214 175V177L210 174V176H212L211 177V179L209 180L208 179V166H207V161L213 156L214 158L213 159H215V157H222L223 158V156ZM238 155V158L236 157ZM82 156L83 155H80V158H82ZM158 156V155H157ZM168 156V155H167ZM228 156V157H229ZM2 157V156H1ZM94 157V156H93ZM110 157V156H109ZM108 157V158H109ZM175 157V156H174ZM185 157V156H184ZM91 158V157H90ZM107 158V157H106ZM107 158V159H108ZM153 158V157H152ZM151 158V159H152ZM162 158V157H161ZM165 158V157H164ZM178 158V159H177ZM218 158V159H219ZM59 159V158H58ZM57 159V160H58ZM100 159V158H99ZM113 159V158H112ZM22 160V159H21ZM61 160V159H60ZM59 160V161H60ZM80 160V159H79ZM120 160H122V159H120ZM160 160V159H159ZM226 160V159H225ZM78 161V160H77ZM97 161V160H96ZM114 161V160H113ZM161 161V160H160ZM216 161V160H215ZM6 162V161H5ZM62 162V161H61ZM81 162V161H80ZM80 162H78V163H76V165L78 166V164L80 163ZM136 162V161H135ZM164 162H166V161H164ZM172 162V161H171ZM225 161L223 160V163H224ZM11 163V162H10ZM28 163H30V162H28ZM39 163V164H40ZM67 163V162H66ZM102 163V162H101ZM131 163V162H130ZM212 163V162H211ZM119 164V163H118ZM122 164V163H121ZM150 164V163H149ZM157 164V163H156ZM220 164V163H219ZM68 165V164H67ZM80 165V164H79ZM88 165V164H87ZM112 165V164H111ZM142 165V164H141ZM159 165H160V163H159ZM163 165V164H162ZM167 165V168H168V163L166 164V163H164V167ZM211 165V164H210ZM218 165V164H217ZM31 166V165H30ZM64 166V165H63ZM75 166V165H74ZM81 166V165H80ZM86 166V165H85ZM115 166V165H114ZM125 166V165H124ZM163 166H162V168H163ZM223 166V165H222ZM5 167V166H4ZM156 167H158V166H155V168ZM161 167V166H160ZM215 167V166H214ZM11 168V167H10ZM109 168V167H108ZM119 168V167H118ZM127 168V167H126ZM152 168V167H151ZM154 168V167H153ZM161 168V169H162ZM219 168H221V166L219 167ZM12 169H14V168H12ZM28 169V168H27ZM30 169V168H29ZM115 169H117V168H115ZM156 169H158V168H156ZM164 169V168H163ZM162 169V170H163ZM165 169H166V167H165ZM211 169H212V167H211ZM218 169V168H217ZM110 170V169H109ZM108 170V171H109ZM138 170V169H137ZM146 170V169H145ZM161 170V171H162ZM171 170H173V169H171ZM3 170L0 168V178H1V172H2ZM141 171V170H140ZM155 171V170H154ZM213 171V170H212ZM221 171V170H220ZM65 172V171H64ZM139 172V171H138ZM143 172H145V171H143ZM142 172V173H143ZM149 172V171H148ZM153 172V171H152ZM151 172V173H152ZM3 173V172H2ZM141 173V174H142ZM223 173V172H222ZM221 173V174H222ZM12 174V173H11ZM109 174V173H108ZM138 174V173H137ZM145 174H146V172H145ZM148 174V173H147ZM158 174V173H157ZM167 174V173H166ZM219 174V173H218ZM8 175V174H7ZM89 174H87L86 176H88ZM97 175V174H96ZM143 175V174H142ZM171 175V174H170ZM170 175H167V176H170ZM11 176V175H10ZM34 176V175H33ZM35 176V177H36ZM68 176V175H67ZM74 176V175H73ZM89 176H91V175H89ZM88 176V177H89ZM122 176V175H121ZM135 176V175H134ZM209 176V177H210ZM93 177V176H92ZM105 177V176H104ZM106 177H108V176H106ZM105 177V178H106ZM136 177V176H135ZM140 177V176H139ZM157 177V176H156ZM156 177H155V179H156ZM158 178H159V176H158ZM169 178V177H168ZM173 178V177H172ZM54 179V178H53ZM166 179V178H165ZM170 180H171V178H169ZM175 179H176V177H175ZM37 180V179H36ZM39 180V179H38ZM40 180V181H41ZM55 180H56V178H55ZM55 180H53L54 182H55ZM72 180V179H71ZM90 180V179H89ZM143 180V179H142ZM148 180V179H147ZM169 180V181H170ZM30 181V180H29ZM34 181V180H33ZM127 181V180H126ZM146 181V180H145ZM144 181V182H145ZM166 181V180H165ZM13 183V181H11L10 179H5V180H3V182H2V184H3V188H6L7 186H9V184H12ZM36 182V181H35ZM45 182V183H46ZM47 182V183H48ZM51 182V181H50ZM53 182V183H54ZM132 182V181H131ZM137 182V181H136ZM143 182V181H142ZM148 182V181H147ZM159 182V181H158ZM162 182V181H161ZM166 182H168V180L166 181ZM166 182H163V184H165ZM173 182H174V180H173ZM20 183V182H19ZM38 183V182H37ZM45 183H43L44 185H45ZM115 183V182H114ZM117 183V182H116ZM129 183V182H128ZM138 183V182H137ZM136 183V184H137ZM156 181L154 182V184L156 185ZM172 183V182H171ZM176 183H174V184H176ZM16 184V183H15ZM14 184V185H15ZM21 184V183H20ZM55 184V183H54ZM54 184L53 185H51V186H53L54 187ZM61 184H63V183H61ZM65 184V183H64ZM139 184H140V182H139ZM153 184V185H154ZM162 184V185H163ZM169 184V183H168ZM28 184H26V186H27ZM33 185V184H32ZM59 186H60V184H58ZM58 185H56L55 184V186H56V188H57V190L61 187H59ZM96 185V184H95ZM151 185H152V183H151ZM150 185V186H151ZM152 185V186H153ZM158 185V184H157ZM161 185V186H162ZM171 185V184H170ZM169 185V186H170ZM13 186V185H12ZM26 186H21V187H19V186H17V187H19V189L18 190H14L13 188V190L15 191H13L9 196H7L8 197V199L5 201L4 200V202H3V204H0V207H1V205H3L2 206V210H3V213H2V215H1V217H0V219L2 220V223H5V225L7 226H9V223H11L12 222V224H14V229H11L10 231H12V233L13 234H16V236L18 235V239H20V242H21V244H19L20 246H17V245H15L16 243H13L15 246H17V248H18V250H19V252H20V254H16L15 252H13V250L11 249H9L7 246H5L4 244L2 245V246H5L6 248H4V247H1V245H0V255H3V256H5V257H8L9 258V264H22V263H24V262H27L26 264H108V260H107V257L108 256H106L104 253H103V256L102 255H100V254H96L95 253V248H97V246H99L100 248H101V244H98L97 246H96V244L99 242V238L100 237H104V238H106L105 237V235H103V236H101V232H102V228H101V225H103V232L102 233H104V231H105V229H106V226L104 227V223H103V221L101 222V221H99L98 219V221L97 222H99L98 223V225H96V223H95V225L93 224H90V223H92L93 221H94V219L92 220V222L91 221H89V222H87L86 223V221H85V227H86V230H87V232H85L87 235H88V237H89V239H88V241H89V243H91V245L90 246H92V248L90 249V248H88V252H85V253H87L85 256H83V257H81L80 256V254L79 253H77V247H79L78 245H77V247H75V245L76 244H74V242H75V239H74V242H73V240L69 237V238H67V239H69V247H68V249L66 248H64V246L62 245V244H60L61 243V240L63 241V239H61L64 235H62V237H61V233L58 231V229L60 230L61 228H60V225L58 226V228L56 229L55 227H54V223L52 224V222H53V220L51 221L50 220V218H49V220H46V221H49L48 223L49 224H47V226L49 227V228H51V242L50 243H48L49 241H48V236H46L45 235V238L47 237V241L45 240V239H41L40 238V241H37V237H39L38 235H37V237H36V231H37V229L39 228L38 226L40 225V224H44L45 225V223H40V224H38L39 222H41V221H39L38 223H36L37 221H38V219H39V217H37V215H39L40 216V214H36V215H34L33 213H34V207H35V205L37 204H35V201H34V199H36V198H34V196H33V194L32 193H29V191L26 189ZM36 186V185H35ZM49 186V185H48ZM47 186V187H48ZM59 188H58V187ZM168 186V187H169ZM174 186V185H173ZM16 187V186H15ZM29 187H30V185H29ZM52 187V188H53ZM72 187V186H71ZM70 187V188H71ZM94 187V186H93ZM96 187V186H95ZM95 187H94V190H95ZM117 187V186H116ZM124 187V186H123ZM147 187H149V186H147ZM156 187V186H155ZM159 187H160V185H159ZM165 187V186H164ZM46 188V187H45ZM63 188H67V190L69 189V185H67V184H65L64 185V187ZM76 188V187H75ZM112 188H113V186H112ZM139 188V187H138ZM151 188H154V187H151ZM158 188V187H157ZM43 189V188H42ZM48 189V188H47ZM86 189V188H85ZM90 190H91V188H89ZM88 189V190H89ZM106 189H108V188H106ZM121 189V188H120ZM160 189H162V188H159L158 189V192H159V190ZM168 189H170V188H168ZM168 189H166L167 191H168ZM175 189V188H174ZM53 190V189H52ZM56 190V189H55ZM60 190V189H59ZM55 191L56 192V194H54V196L50 199L51 201H53L52 199L56 196V203H58L61 207L63 206V208H64V206H65V204L66 205H68V207H69V204H70V202H71V195L73 194L72 192H70L69 190L67 191H65L64 193H61L60 191ZM88 190H87V192H88ZM90 190H89V192H90ZM98 190H99V188H98ZM105 190V189H104ZM103 190V191H104ZM109 190V189H108ZM113 190V189H112ZM111 190V191H112ZM136 190V189H135ZM157 190V189H156ZM49 191H51V189L49 190ZM97 191V190H96ZM146 191V190H145ZM152 191V190H151ZM162 191V190H161ZM164 191V190H163ZM170 191V190H169ZM10 192V191H9ZM8 192V193H9ZM47 192V191H46ZM53 192V191H52ZM84 193H85V191H83ZM86 192V193H87ZM91 192H92V190H91ZM101 191L99 190L97 193H98V195H99V193H100ZM107 192V191H106ZM114 192H116V191H114ZM113 192V193H114ZM132 192V191H131ZM133 192H135V191H133ZM171 192V191H170ZM7 193V192H6ZM7 193V194H8ZM38 193V192H37ZM51 193V192H50ZM49 193V194H50ZM75 193H77V192H75ZM74 193V194H75ZM96 193V192H95ZM95 193H91V196H92V194H95ZM97 193H96V195H97ZM103 192H101L100 194H102ZM105 193V192H104ZM121 193V192H120ZM128 193V192H127ZM139 193H141V192H139ZM160 193V192H159ZM169 193V192H168ZM176 193H174L173 195H175ZM2 194V193H1ZM0 194V195H1ZM5 194V193H4ZM39 194V193H38ZM89 194V193H88ZM107 194V193H106ZM132 194V193H131ZM137 194V193H136ZM148 194V193H147ZM171 194V193H170ZM40 195V194H39ZM95 195V196H96ZM98 195L96 196V197H98ZM103 195V194H102ZM101 195V196H102ZM122 195V194H121ZM42 196V195H41ZM51 196V195H50ZM89 196H90V194H89ZM88 196V197H89ZM94 196V197H95ZM115 196V195H114ZM139 196H140V194H139ZM147 196V195H146ZM150 196V195H149ZM148 196V197H149ZM158 196V195H157ZM164 196V195H163ZM36 197H38V196H36ZM73 197V196H72ZM83 197V196H82ZM103 197H104V195H103ZM102 197V198H103ZM159 197V196H158ZM170 197H172V196H170ZM2 198V197H1ZM3 198H5V196L3 197ZM40 198V197H39ZM45 198V197H44ZM80 198H81V196H80ZM79 198V199H80ZM99 198V197H98ZM101 198V197H100ZM101 198V199H102ZM127 198V197H126ZM147 198V197H146ZM162 198V197H161ZM74 199V198H73ZM100 199V200H101ZM105 199V198H104ZM110 199V198H109ZM157 199V198H156ZM170 199V198H169ZM181 199H182V197H181ZM76 200V199H75ZM99 200V199H98ZM100 200L99 201H97V203H99L100 202ZM103 200V199H102ZM133 200V199H132ZM155 200V199H154ZM153 200V201H154ZM55 201V200H54ZM150 201V200H149ZM159 201V200H158ZM162 201V200H161ZM160 201V202H161ZM169 201V200H168ZM37 202V201H36ZM38 202H39V200H38ZM42 202H43V200H42ZM74 202V201H73ZM72 202V203H73ZM56 203H54V205L56 204ZM71 203V204H72ZM84 203V202H83ZM151 203H153L152 202V199H151ZM154 203H156V202H154ZM158 203V202H157ZM169 203V202H168ZM50 204V203H49ZM74 204V203H73ZM77 204V203H76ZM87 204V203H86ZM86 204H84V205H86ZM89 204V203H88ZM87 204V205H88ZM133 204V203H132ZM150 204V203H149ZM42 204H40V206H41ZM86 205V206H87ZM114 205V204H113ZM119 205V204H118ZM140 205V204H139ZM37 206V205H36ZM57 206V205H56ZM85 206V207H86ZM89 206H91V205H89ZM93 206V205H92ZM100 206H101V202H100ZM102 206H104V205H102ZM141 206V205H140ZM38 208H39V206H37ZM36 207V208H37ZM72 207V206H71ZM77 207V206H76ZM80 207V206H79ZM78 207V208H79ZM84 206H82V208H83ZM84 207V208H85ZM53 208V207H52ZM66 208H67V206H66ZM70 208V207H69ZM68 208V209H69ZM81 208V207H80ZM96 208H100V207H96ZM96 208H94V210H97ZM42 209V208H41ZM44 209V208H43ZM48 209V208H47ZM54 209H55V207H54ZM56 209H58V208H56ZM60 209H62V208H60ZM109 209V208H108ZM111 209V208H110ZM132 209V208H131ZM142 209V208H141ZM151 209V208H150ZM160 209V208H159ZM38 210H40V209H38ZM67 210V209H66ZM75 210V209H74ZM89 210V209H88ZM88 210H87V212H88ZM93 209H91V211H92ZM161 210V209H160ZM61 211V210H60ZM64 211H65V209H64ZM78 211H80V209L78 210ZM82 211H83V209H82ZM99 211V210H98ZM103 211V210H102ZM113 210H110V212H111V214H112V216H114L113 215V212H112ZM144 211V210H143ZM148 212H149V210H147ZM156 211V210H155ZM39 212V211H38ZM37 212V213H38ZM44 212V211H43ZM54 212V211H53ZM68 211H66V213H67ZM97 211H95V213H96ZM109 212V213H110ZM130 212V211H129ZM146 211H144V213H145ZM150 212H151V210H150ZM152 212H154V211H152ZM158 212H160V211H158ZM212 212V214H215V215H212L213 216V218H215V217H217V219L220 217L221 219H225L226 221H227V224L225 225V227H223L222 225V227L223 228H221V229H214V226L211 228L210 226L211 225H207V224H211L209 221V223L207 222V218L206 219H204L203 220V216H206V215H208L209 213H211ZM49 212H47V214H48ZM58 213H60L59 211H58ZM62 213V212H61ZM60 213V214H61ZM69 213H70V215H71V212L69 211ZM69 213H67V214H69ZM79 214H80V212H78ZM89 213H90V211H89ZM94 213V212H93ZM92 213V214H93ZM106 213V212H105ZM104 213V214H105ZM117 213V212H116ZM115 213V214H116ZM46 214V213H45ZM53 214V213H52ZM51 214V215H52ZM78 214V215H79ZM97 214V213H96ZM107 214H108V210H107ZM129 213H127V215H128ZM134 214V213H133ZM143 214V213H142ZM55 215V214H54ZM89 215V214H88ZM101 215V214H100ZM109 215V214H108ZM152 215H154V214H152ZM80 216H82L81 214H80ZM85 216V215H84ZM87 216V215H86ZM93 216H95V219H96V215L95 214H93L92 215V217ZM102 216V215H101ZM120 215H118V217H119ZM126 216V215H125ZM142 216V215H141ZM250 216V215H249ZM250 216V217H251ZM13 217H15V218H13ZM50 217H53V216H50ZM61 217V216H60ZM68 217V216H67ZM76 217H78V216H76ZM76 217H74V218H76ZM91 217V216H90ZM92 217H91V219H92ZM104 217V216H103ZM109 217V216H108ZM127 218H128V216H126ZM126 217H124V219L126 218ZM132 217V216H131ZM130 217V218H131ZM135 217V216H134ZM148 217V216H147ZM156 215H155V218L154 217H152L153 219H156ZM200 217H202V220L200 221L199 220V222L197 223L196 222V220H197V218H199L200 219ZM208 217V216H207ZM254 217V216H253ZM252 217V218H253ZM72 219H73V215H72V217H71ZM70 218V219H71ZM84 218V217H83ZM86 218V217H85ZM98 218V217H97ZM113 218H117V216L115 215ZM112 218V219H113ZM135 218H137V215H136V217ZM141 218V217H140ZM256 218H258L257 216H256ZM41 219V218H40ZM39 219V220H40ZM42 219H44V218H42ZM48 219V218H47ZM62 219V218H61ZM80 219H82V218H80L79 217V220ZM129 219V218H128ZM142 219H144L145 220V217L144 218H142ZM216 219V218H215ZM1 220H0V223H1ZM60 220V219H59ZM58 220V221H59ZM76 220H78V219H76ZM78 220V221H79ZM114 220V219H113ZM125 220H127V219H125ZM131 220H132V218H131ZM140 220V219H139ZM211 220V219H210ZM213 220V219H212ZM220 220V219H219ZM230 220V221H229ZM45 221V220H44ZM81 221V220H80ZM79 221V222H80ZM123 221V220H122ZM127 221H129V220H127ZM126 221V222H127ZM134 221V220H133ZM138 221V220H137ZM153 221V220H152ZM152 221H151V224H152ZM156 221H157V219H156ZM156 221H154V222H156ZM157 221V222H158ZM248 221V220H247ZM260 221V220H259ZM66 222H67V220H66ZM104 222H106V221H104ZM144 222V221H143ZM214 222V221H213ZM217 222V221H216ZM215 222V223H216ZM229 222V223H228ZM245 222V221H244ZM243 222V223H244ZM249 222V221H248ZM254 222V221H253ZM264 222V221H263ZM77 223V222H76ZM101 223H103V224H101ZM107 223V222H106ZM115 223V222H114ZM130 223V222H129ZM136 223H138V222H136ZM135 223V224H136ZM148 223V222H147ZM196 223V224H195ZM219 223V222H218ZM261 223H262V220H261ZM69 224H72L71 222H69ZM69 224H68V226H69ZM220 224V223H219ZM221 224H223V223H221ZM241 224H242V222H241ZM247 224V223H246ZM251 224V223H250ZM3 225V224H2ZM1 224H0V226H2ZM4 225V226H5ZM62 225V224H61ZM79 225V224H78ZM82 225V224H81ZM106 225V224H105ZM126 225V224H125ZM128 225V224H127ZM133 225V224H132ZM131 225V226H132ZM140 224H138V226H139ZM214 225V224H213ZM248 225V224H247ZM258 225V224H257ZM7 226V227H8ZM43 226V225H42ZM56 226V225H55ZM80 226V225H79ZM146 226V225H145ZM148 226V225H147ZM153 226V225H152ZM219 226V225H218ZM217 226V227H218ZM253 226V225H252ZM254 226H256V225H254ZM253 226V227H254ZM262 226H263V224H262ZM261 226V227H262ZM3 227V226H2ZM1 227V228H2ZM7 227H5L6 228V230H8V228ZM61 227H63V226H61ZM71 227V226H70ZM70 227H68L69 229H71ZM73 227V226H72ZM76 227V226H75ZM74 227V228H75ZM108 227H110V226H108V224H107V228ZM116 227V226H115ZM124 227H126V226H124ZM134 227H135V225H134ZM216 227V226H215ZM13 228V227H12ZM44 228V227H43ZM42 228V229H43ZM49 228H47L46 227V230L47 229H49ZM65 228V227H64ZM80 228V227H79ZM78 228V229H79ZM114 228V227H113ZM122 228V227H121ZM136 228V227H135ZM135 228H131V229H135ZM138 228V227H137ZM154 228H155V226H154ZM157 228V227H156ZM219 228V227H218ZM246 228V229H245ZM256 228V227H255ZM259 228V227H258ZM3 229H4V227H3ZM9 229H10V227H9ZM41 229V230H42ZM81 229V228H80ZM124 229V228H123ZM126 229V228H125ZM127 229H128V227H127ZM249 229V230H248ZM262 229H264V228H262ZM38 230H40V229H38ZM85 230V231H86ZM111 230V229H110ZM109 230V231H110ZM117 230V229H116ZM116 230H115V232H114V234L116 233ZM120 230V229H119ZM129 230V232H130V229H128ZM137 230V229H136ZM2 231V230H1ZM45 231V230H44ZM44 231L42 232L43 234H41V235H44ZM49 232H50V230H48ZM70 231V230H69ZM73 231V230H72ZM81 231V230H80ZM108 231V232H109ZM114 231V230H113ZM140 231V230H139ZM151 231V230H150ZM7 232H9V231H6V233ZM62 232V231H61ZM82 232V231H81ZM84 232V231H83ZM107 232V231H106ZM107 232V233H108ZM120 232V231H119ZM260 232H263V230L262 231H260ZM4 233V232H3ZM11 233V234H12ZM106 233V234H107ZM110 233H111V231H110ZM113 233V232H112ZM121 233H124L125 234V232H121ZM128 233V232H127ZM137 233V232H136ZM136 233H135V235H136ZM154 233V232H153ZM264 233V232H263ZM10 234V233H9ZM64 234V233H63ZM67 234V233H66ZM69 234V233H68ZM71 234V233H70ZM69 234V235H70ZM73 234H75V232L73 233ZM82 234V233H81ZM109 234V233H108ZM118 234V233H117ZM120 234V233H119ZM118 234V235H119ZM123 234V235H124ZM133 234V233H132ZM139 234V233H138ZM144 234V233H143ZM146 234V233H145ZM257 234H259V232L257 233ZM6 235V234H5ZM40 235V236H41ZM68 235V236H69ZM77 234H75V236H76ZM79 235H80V233H79ZM110 235V234H109ZM109 235H107V237L109 236ZM121 236H122V234H120ZM127 235H129V234H127ZM196 235H198V236H196ZM264 235V234H263ZM1 236V235H0ZM14 237V238H17V237ZM83 236H84V234H83ZM124 236H126V235H124ZM123 236V237H124ZM132 237V238H134L132 235H129V237ZM140 236V235H139ZM142 236H144V235H142ZM146 236V235H145ZM144 236V238H146V237H148L149 235H147L146 237ZM6 237H8V236H6ZM42 237V236H41ZM50 237V236H49ZM65 237H67V236H65ZM77 237V236H76ZM79 237V236H78ZM88 237H85V238H83L82 237V235H81V239L83 238V241H84V239H86V238H88ZM154 237V236H153ZM43 238V237H42ZM109 238V237H108ZM125 238V237H124ZM139 238H141V237H139ZM150 238V237H149ZM149 238L147 239V242L149 241ZM155 238H156V236H155ZM259 238V237H258ZM7 239V238H6ZM9 239V238H8ZM8 239H7V241H8ZM12 239V238H11ZM81 239H80V241H81ZM101 239V238H100ZM135 239V238H134ZM151 239V238H150ZM78 241H79V239H78ZM77 241V242H78ZM87 241V242H88ZM101 241H102V239H101ZM123 241H125V239H123ZM127 241H128V239H127ZM140 241H141V239H140ZM144 241H146V239H144ZM187 241V242H186ZM1 242V241H0ZM6 242V241H5ZM10 242V241H9ZM14 242H15V239H14ZM16 242H18V241H16ZM39 242V247L42 245H40V242L41 243H48V244H51V246L52 245H58V247H57V249L54 251V253L52 252V253H47L44 249H46L45 248V246L47 245V244H45V246H42L41 248L43 249V247H44V252H46V253H42L43 254V257H41L40 259H36L37 261H35V259L33 258L34 256H32L31 255V253L29 252V250H28V248L27 247H29V246H34V245H37V243ZM65 242V241H64ZM82 242V241H81ZM108 243H109V239H108V241H107ZM141 242H143V237H142V241ZM8 243V242H7ZM67 243V242H66ZM76 243V242H75ZM84 243V242H83ZM101 243V242H100ZM140 243V242H139ZM144 243V242H143ZM146 243V242H145ZM144 243V244H145ZM6 244V243H5ZM43 244V245H44ZM81 244V243H80ZM85 244H86V241H85ZM85 244H83V245H85ZM105 244V243H104ZM128 244H129V242H128ZM13 245V246H14ZM146 245V244H145ZM148 245V244H147ZM188 245V244H187ZM9 246V245H8ZM49 245H47V247H48ZM38 247V246H37ZM55 247V246H54ZM83 246L81 245V248H82ZM85 247L86 246H84L83 248V250L84 251H86L85 250ZM141 247V248H140ZM13 248V247H12ZM16 248V247H15ZM14 248V249H15ZM33 248V247H32ZM81 248H79V249H81ZM103 248V247H102ZM188 248V247H187ZM41 249V251H43ZM48 249H49V247H48ZM53 249V248H52ZM51 249V250H52ZM98 249V248H97ZM96 249V250H97ZM103 249H105V248H103ZM107 249H109V248H107ZM191 249V248H190ZM189 249V250H190ZM40 250V249H39ZM50 250V249H49ZM113 250V249H112ZM186 250H188V249H186ZM30 251H31V249H30ZM100 251H101V249H100ZM104 252H106L107 250H103ZM148 251V252H147ZM16 252H17V250H16ZM18 252V253H19ZM33 252V251H32ZM35 252H38V251H34V254H36ZM80 252V251H79ZM83 252V251H82ZM98 252V251H97ZM102 252V251H101ZM100 252V253H101ZM136 252V251H135ZM262 252V251H261ZM260 252V253H261ZM184 253V252H183ZM33 254V253H32ZM39 254V253H38ZM38 254H37V256H38ZM41 254V253H40ZM107 254V253H106ZM112 254H114V253H112ZM135 254V253H134ZM195 254V253H194ZM82 255H84V253L82 254ZM132 255V254H131ZM129 256V259H133V256L134 257H136L135 255H132V256ZM141 255V254H140ZM183 255H185V254H183ZM1 257V256H0ZM39 257V256H38ZM119 257H118V259H119ZM124 257V258H125ZM184 257H186V255L184 256ZM194 257V256H193ZM192 257V258H193ZM4 258V257H3ZM37 258V257H36ZM112 258V257H111ZM123 258V259H124ZM187 258V257H186ZM189 258V257H188ZM7 259V258H6ZM109 259V258H108ZM131 259V260H132ZM131 260L129 261V262H131ZM134 260V259H133ZM143 260V259H142ZM149 260V261H150ZM185 260V259H184ZM194 261L192 262V263H194V264H197V261L195 262V259H193ZM6 261V260H5ZM125 261H127V259L125 260ZM135 261V260H134ZM137 262H138V260H137ZM137 262H136V264H137ZM140 262V261H139ZM143 262V261H142ZM152 262V263H153ZM188 262V261H187ZM191 262V261H190ZM189 262V263H190ZM238 262V261H237ZM121 263V262H120ZM124 263V262H123ZM126 264L128 263V261L127 262H125ZM141 263V262H140ZM144 263V262H143ZM188 263V264H189ZM239 263V262H238ZM109 264H110V262H109ZM118 264V263H117ZM129 264V263H128ZM132 264V263H131ZM191 264V263H190Z\"/></svg>",
  "mask_w": 264,
  "mask_h": 264
},
{
  "label": "rangeland",
  "instance_id": "374dc122",
  "mask_svg": "<svg viewBox=\"0 0 264 264\" xmlns=\"http://www.w3.org/2000/svg\"><path fill=\"white\" fill-rule=\"evenodd\" d=\"M6 2V4L8 3V6L5 4V2ZM44 1H46L45 3H44ZM50 1V2H49ZM52 1H53V3H55L54 5H52L53 3H52ZM0 0V7H1V9H2V7L4 8V10L6 9L7 10V12H6V10L4 11V13L6 14L5 15V17H8V18H6V19H10V21L8 22V20H7V22H8V25H7V27H10V25H11V30H14L15 32H17V31H19V30H27L28 28L27 27H31V28H29L28 30L30 31L29 33H27V34H25L26 33V31L24 32V31H21L22 33H23V37H25L26 35H28L29 37H25L26 38V42H17L18 41V39H16L17 38V36L15 37V36H11L10 38H8L4 43L5 44H2L3 42H1L0 43V47L1 46H3V47H5V45H6V42L9 44V45H6V47L5 48H3V47H1L0 49V52H1V54L2 53H5L6 51V53L7 54H9V56H7L6 55V53L4 54V56H3V54H2V58L4 59H6V57H7V59L6 60H9V58L11 59V55H12V53L14 52V56H16V58H14V61L15 60H20V58L23 60V62H24V64H26L25 65V67L27 66V70L29 69V71H27V73H28V76H27V81H26V83L25 82H19V81H15L14 79H11V78H8V77H5V76H3L2 74H0V92H2V93H0V136H1V138H0V140L2 139V135H3V132L5 131V133H6V131L7 132H9V131H12L13 130V128L15 129V128H17L18 126H20V123H21V125L22 124H25V122H26V120L28 119V115H32V113L34 114V113H36V108L38 107V105L37 104H35L34 103V101H32V99L33 100H35V99H37V97H34V98H32L34 95L36 96L37 94H36V92H39L40 90H43V89H45V88H48L49 87V89H54V87H57V86H60V85H57V83L58 84H60V82H61V72H62V69H61V66L59 65V58L62 56V54L64 53V52H61V51H63L64 49H67L68 48V50H70L71 51V55L70 56H72V57H70L68 54H69V52L70 51H65L66 53H68V54H66L67 56H69L68 57V62H69V64H70V66L69 67H71L72 69L74 68L75 70H78L77 72H75L74 71V75H75V77H76V75L78 74L79 75V77H78V75H77V77L78 78H80V79H78L77 77H76V79H78V81L76 80V85H77V87L78 88H76V86L75 87H73L74 89H72V88H67V91H69V92H67V94L69 95V103H70V105H72V110H71V115L69 116V117H67V116H65V115H67L66 114V112L64 113L63 111H66L65 110V106L63 105V103L61 104H58V102L57 103H55L54 105H56L55 106V108H57V107H61L62 108V111L61 110H59V113L56 115H54L53 117L51 116V118L50 117H48V119L46 120V121H50V122H46V124H48V123H50V125L51 124H53L54 123V125H52V127H50L49 125H46L45 126V129H42V130H38L37 132L35 131V133L33 134V136H36V139L35 140H38L39 139V137H41V142L40 141H36L35 142V140H34V149L35 150H40V149H42L43 147H44V145L46 144V143H50V142H54V143H52V145L54 146V148L51 150V155L56 159V161L57 162H60V165L59 166H61V167H63V168H65L64 169V171H63V174L65 175L66 174V178H65V180H63L61 183H63V184H61L60 183V181H59V183H57L58 181V179H57V177H53V175L54 174H52V173H50V175H52V178H50L51 180H49V182L47 183L46 182V180H44L43 182H42V180L39 178V177H37L33 172H34V168L37 166V165H39V167L41 166V159L39 160V162L37 161V162H32V161H34V159H35V157H32L31 155H28V156H26V158L25 157H21V155H20V153L17 151V149L14 147L15 145H14V142L11 140L10 141V139H12V137H9L8 136V140L7 141H4V140H1L2 142L0 143V168L3 170L2 172H1V178H0V204H3V202H4V200L6 201L7 199H8V197L7 196H9L14 190L16 191V190H18L19 189V187H21V186H26V184H28L27 186H26V189L29 191V193H32L33 194V196H34V198H36V199H34V201H35V204L37 205V206H39V208L35 205V207H34V215H36V214H40V216L39 215H37V217H39V219H38V221L36 222V223H38L39 221H41V222H39L38 224H40V223H45V225L44 224H40L38 227V229H40V230H38L37 229V231H36V237H37V235L39 236V237H37V241H40V238L41 239H45L46 241H47V237L45 238V235L46 236H48V243H50L51 242V228H49L48 226H47V224H49L48 222L49 221H46V220H49V218H50V220L52 221L53 220V222H52V224L54 225V227L57 229L58 228V226L60 225V230L58 229V231L61 233V237H62V235H64L61 239H63V241L61 240V243L60 244H62L63 246H64V248L66 249H68V247H69V239H67V238H71L72 240H73V242H74V239H75V242H74V244H76L75 245V247H77V245L79 246V247H77V253H81L80 254V256L81 257H83V256H85L87 253H85V252H88V248H92V246H90L91 245V243H89V241H88V239H89V237H88V235L85 233V232H87V230H86V227H85V221H86V223L87 222H89V221H91L92 222V220L94 219V221L92 222V223H90V224H94L95 225V223H96V225H98V223L99 222H97L98 220L99 221H103V223H104V227L106 226V229H105V231H104V233H102L103 232V225H101V230H102V232H101V236H103V235H105V237L106 238H104V237H100L101 239H102V241H101V239L99 238V242L96 244V246L98 245V244H101L102 246H101V248L99 247V246H97V248H95V253L96 254H100V255H102L103 256V253L106 255V256H108L107 257V260H108V264H109V262H110V264H126L125 262H127L128 261V263L129 264H136V262H137V260H138V262H137V264H156V263H154L153 261V263L151 262V260L149 261L148 259H146L145 257H142V253H140V251L139 252H137L138 250H134V253H133V250H131L132 251V253L131 252H129L128 251V254H129V256L132 254V255H137L136 257H134L133 256V259L135 260H133L132 258V260L131 259H129V256L128 255H126L127 257H125V256H121V258L119 257V259H118V257H114V256H116V253L114 252V249L115 248H113V246L114 245H112V243H111V240H112V238H114L115 236H119L118 238H120L121 239V237H122V239H121V241L122 242H125V243H122L123 244V246H124V248H125V246L127 247V245H129L126 249H129V247L131 246V243L132 242H136L135 244H136V246H138L137 247V249L139 248V246H142V248L141 249H143L144 247H146L147 248V250H149V252L151 251L152 252V250H150L151 248H150V246L152 245L151 243H153V242H151V241H156L158 238H159V231L160 230H158V229H160V228H158L159 227V224H157V223H159V221H158V219H159V217H161V216H159L160 215V213L162 212V208H163V206L164 205H169L170 203H172L171 202V199L173 200L174 199V196H176V197H178L179 198V196H180V200H181V202H182V200H183V204L184 203H187L186 201V199L187 198H185V196L182 194V193H180L179 194V190H178V188H176V186H177V183H176V180H177V176H176V174L174 175V173L172 174V172L173 171H175L174 170V168H175V164L174 163H176L175 161H176V159L174 160V158H176L177 156H178V154H182L181 155V157L184 159V158H187V156H188V149H187V151H186V148H184L186 145H185V143L183 142V140H184V137H182V135L185 133V132H189L190 130L191 131H200L199 129H201V128H199L201 125H199L200 123L198 122V123H193V122H191V124H190V122L189 123H187V124H189V125H186V123H184L183 124V122L181 121V122H178V118L176 119V117H173V119L171 118L170 119V121L168 120H166L167 121V123H168V128H167V126L165 127V122L166 121H164L165 119H168V118H166L165 116V114H166V112L164 111V108H162L161 106H159L158 108H156L155 109V111H153V112H155V115H158V116H156V118L157 117H159V118H157V122H156V125L158 124V123H160V124H158L157 126H156V128L159 130V128H161L159 131H158V135L159 134H161V135H159V137H160V139L161 140H159V141H161V143L158 141L157 143H159L160 144V146H162V147H160V146H158L159 144H157V146H156V141H153V138H151V139H149V140H147L148 142L146 143V141L145 140H141L140 139V141L139 140H137V139H133V140H131L130 138V140L128 139V137L126 138V140H128L126 143L124 142V143H122V142H120L117 138H115L114 137V135H113V131L111 130L112 128H110L111 126L109 125V124H106V123H108V121H109V118H107V117H110V115H111V112H110V108H109V106H107L108 104H105L104 105V103H106L105 102V99H102V98H105V89L102 87V83H103V76H102V74H103V66H101V65H103L102 63L104 62V60H106V59H108V61L109 60H111L110 62V64H109V66H110V71H112V73H111V76L113 75V77L115 76V79H117V80H115L113 77V82L116 84V85H118V87H117V91H118V89L120 90L119 91V94L122 96V95H124V97H125V100L127 101V102H135V101H139L140 99V101H142L143 102V104H145V106L148 108H151V98H153V95L151 96L150 94L152 93V88H142L141 86H140V88H138L139 87V80H137L138 79V76H133L132 78H134V79H132L130 76L129 77H127L128 75H126V74H130V72H127V73H125V71H127V69L129 70V71H131V66L128 64V63H124V61H122L123 60V57H125V55L123 54V53H121L120 52V55L118 56L117 55V53L119 52H117L116 51V47L115 46H112L111 48H107V46L105 47V48H103V53L105 54L104 56L106 57V55H107V57L105 58V57H103L102 58V55H100L98 52H96V54H95V56L93 55L94 53V51H92L91 52V54H89V55H86L85 57L86 58H82V59H78L77 58V54L79 53L78 51V53H76V50H79L80 48H78V47H82V44H83V46L84 45H86L85 43L86 42H83V40H77V41H75L76 40V37L78 38L79 36H76V34L77 35H79V34H81L80 32H82L81 30H82V28H85V29H83L84 31L85 30H87V32H85L87 35H92V32H93V34L95 35V34H97V33H100V32H102V29H103V32L105 31V29L107 30L109 27H111V26H113L115 23L113 22V21H115V17L116 16H118L119 15V10L118 9H120L121 7V3H123L124 4V6H125V4H129L128 2H130V4L131 5H133L134 4V6H135V8H138V10L140 9V7H141V9H140V11L141 12H143L142 10H144V12L146 11V10H148V11H146V14H148V15H152L151 13H152V7H151V2H150V0H146V1H144L143 3L145 4V6H144V4L143 3H141V1L140 0H103V6H102V8H101V10H102V12L100 11L99 12V14H102L103 13V15H98V18H97V20H96V22L97 23H94V24H92V23H88V24H85V23H83L82 22V24H85V25H83L82 26V24H80V23H73L74 24V27L72 28V25L73 24H70V23H66V22H64L62 19H60V20H58L60 17H59V14H57L58 13V11H57V7L55 6L56 5V2H54L55 0ZM125 1V2H124ZM152 1V0H151ZM153 1H155V0H153ZM157 1V0H156ZM155 1V2H156ZM225 1V0H224ZM224 1L223 0H209V2H208V5H209V7L210 8H212V6H213V10H212V15H210L209 16V18H211L214 22H215V20H216V18L215 17H218L219 19L221 18L222 20H219V21H221V23L223 24V26H222V31H221V34H220V36L222 37H220L219 35V40L221 41V43H220V45L219 46H222V45H225L227 48L225 49L224 48V46H222V47H219L222 51H227V55L228 56H230V70H224L223 68L225 67L224 65V63H222V64H219L218 62H215L214 63V66H215V68H216V70L215 71H210V70H207L206 68H204V66L203 65H200V64H202L199 60H197L196 58H189V57H187V56H182L181 57V59L185 62V63H188L187 65L189 66V67H191V65L190 64H192L193 66V68L194 69H200V70H198V72H197V69L195 70L196 72H194V74H193V76H195L196 78H198L197 77V75H200V74H202V73H204V74H206L205 76H207L210 72L211 73H214V72H216V74L214 73V74H209L210 76L209 77H206L205 79H207L208 78V80H205L204 79V82H202V84L204 85V86H202V87H204V88H202V91L203 92H205V94L206 95H208L209 97L211 96V98L212 99H214L215 101H218V100H222V101H224V102H226L225 100H227V102L229 101L230 102V100H229V96H230V94H231V92L232 91H234V92H232L233 94L234 93H236V94H231V95H233V96H236V97H238V96H241L242 97V94H243V96H244V92H245V94H247L248 95V93H249V95L248 96H251L250 94H252L253 93V91H257L258 89H259V93H260V91H261V89H262V91L264 90V87H261L262 85H263V83H264V81H263V79L262 78H264V58L259 54V52H263L264 50H262L261 48L262 47H264V37L263 36H255L254 38H251V44L253 45V48H254V50L256 51L255 52V54H252V53H249V51L247 52L246 51V46H244V45H247V43H250V40H248L249 39V36H247V33H246V35H243L242 34V32H240V35L238 34L239 32H238V30L237 29H239V28H237V27H239V26H235V25H237L238 23H239V25L241 26V25H244V23L245 24H247L248 22L246 21L247 20V18H248V16H250L251 14H255V15H253V16H256L257 15V11H258V6L256 7V5L255 4H260V2L258 1V0H251L250 2L251 3H249V0H243L244 1V3H245V5L247 6H245V7H243L242 9H244V11H245V9H246V11L245 12H243V10L242 9H239V8H233V12L235 13V11L237 12V13H239V14H234L229 8H225V7H223V5H222V2L224 3ZM247 3H246V2ZM35 2V3H34ZM116 2V3H115ZM133 4H132V3ZM216 3V5L215 4H213V3ZM220 4H219V3ZM253 2V3H252ZM140 3V4H139ZM4 4V5H3ZM30 4V5H29ZM34 6H33V5ZM36 4V5H35ZM142 4V5H141ZM212 4V5H211ZM2 5V6H1ZM15 5V6H14ZM208 5H207V7H208ZM215 5V6H214ZM5 6V7H4ZM7 6V7H6ZM47 6V7H46ZM50 6V7H49ZM147 6H149V7H151V8H147ZM168 6H169V4H168ZM222 6V7H221ZM14 7V8H13ZM30 7H32V8H30ZM45 7V8H44ZM53 9H52V8ZM54 7H56V8H54ZM115 7H116V9H115ZM144 7V9H142ZM216 7V8H215ZM257 8V10H256V8ZM28 8V9H27ZM48 8V9H47ZM146 8V9H145ZM205 8L206 7H204V9H203V11H205ZM224 8V9H223ZM55 9V10H54ZM115 9V10H114ZM151 9V10H150ZM208 9V8H207ZM216 9V10H215ZM228 11H227V10ZM238 9V10H237ZM247 9H249V10H254V12H252V11H249V10H247ZM46 10V11H45ZM52 10V11H51ZM150 10V11H149ZM224 10H225V12H224ZM241 10V11H240ZM56 11V12H55ZM222 11V12H221ZM233 13H231V12ZM240 11V12H239ZM247 11H249L250 12V14L249 13H246ZM11 12V13H10ZM27 12H28V14H27ZM114 14H113V13ZM252 12V13H251ZM259 12V11H258ZM8 13H9V15H8ZM30 13V14H29ZM34 13H37L38 14V17H37V21L38 20H40V21H35L36 19V17L35 16H37V14H34ZM42 13V14H41ZM46 13H47V15H46ZM53 13V14H52ZM56 13V14H55ZM217 13V14H216ZM223 13V14H222ZM225 13H226V15H225ZM244 14V16L246 17V15L247 14H249L247 17H246V20L245 19H243V14ZM14 14V15H13ZM17 14V15H16ZM35 15V16H32V15ZM45 15V18H41V17H44V15ZM211 14V13H210ZM223 16H222V15ZM233 16H232V15ZM242 14V15H241ZM246 14V15H245ZM11 15V16H10ZM25 15V16H24ZM27 15V16H26ZM110 16V17H108V16ZM225 15V16H224ZM230 15V16H229ZM237 15H239V16H237ZM15 18H14V17ZM20 16V17H19ZM31 16H32V18H31ZM52 16H53V18H52ZM55 16V17H54ZM57 16H58V18H57ZM102 16V17H101ZM215 16V17H214ZM237 18H236V17ZM29 18V20H27L28 18ZM33 17H34V19H33ZM50 17H51V19H50ZM214 17V18H213ZM224 17V18H223ZM226 17V18H225ZM229 17L230 18H233L232 20L234 21H232V22H228V20H229ZM239 17V18H238ZM242 17V18H241ZM244 17V18H245ZM251 17H252V15H251ZM258 17V16H257ZM20 18V19H19ZM21 18H22V20H21ZM25 18V19H24ZM47 18H49V19H47ZM56 18V19H55ZM107 18V19H106ZM114 18V19H113ZM218 18H217V20H218ZM250 18V17H249ZM16 21H15V20ZM33 19V20H32ZM42 19H44L45 20V22H44V20H42ZM103 21H102V20ZM110 19V20H109ZM113 19V20H112ZM210 19V21H208L209 22V24L211 23V20ZM227 19V20H226ZM236 19L238 20V19H242V21H243V23L242 22H236ZM11 20H13V21H11ZM19 20V21H18ZM52 20V21H51ZM55 20V21H54ZM223 20H225V21H223ZM261 20V19H260ZM20 21H22L21 23L22 24H24L25 22L27 23V24H24V25H22L21 23L19 24H16L17 22H20ZM28 21V22H27ZM32 23H37L38 24V27L37 26H35V25H37V24H31V25H34V26H31L30 25V22ZM35 21V22H34ZM42 21V22H41ZM59 21V22H58ZM101 21V22H100ZM144 21V22H143ZM148 21V20H147ZM212 21V23H214ZM227 21V22H226ZM247 23H246V22ZM249 21V20H248ZM12 23V24H9V23ZM46 22H48V23H46ZM50 22H52V23H50ZM54 22H56V23H54ZM60 22H61V24H60ZM116 22V21H115ZM224 22V23H223ZM237 24H236V23ZM41 23V24H40ZM49 23H50V25H49ZM54 23V24H53ZM63 23H65V24H63ZM113 23V24H112ZM141 23H143V24H138V25H136V27L137 26H140V28H142V27H145V28H147L146 27V25L148 24L149 25V21L148 22H146V20H142V22ZM147 23V24H146ZM228 23V24H227ZM232 23V24H231ZM241 23V24H240ZM16 24V25H15ZM45 24H48V25H45ZM91 24V25H90ZM106 24V25H105ZM111 24V25H110ZM192 24V25H191ZM195 24V25H194ZM197 24V25H196ZM29 25V26H28ZM40 25V26H39ZM56 25V26H55ZM63 25H65V26H63ZM66 25H68L69 27H67ZM75 25H77V26H75ZM87 25V26H86ZM90 25V26H89ZM100 25H101V27H100ZM145 25V26H144ZM147 25V26H148ZM150 25H151V23H150ZM191 25V27H189ZM232 25V26H231ZM12 26H15V29H14V27H12ZM23 26V27H22ZM42 26H46L47 27V29H46V27H42ZM53 26V27H52ZM94 26V27H93ZM96 26V27H95ZM109 26V27H108ZM193 26V27H192ZM198 28H196V27ZM199 26H201V27H199ZM235 26V27H234ZM17 27V28H16ZM18 27H20V29L18 28ZM32 27H36V29H32ZM43 28V30H42V28ZM75 27H77L76 29H75ZM150 26H148V28H149ZM189 27V28H188ZM234 27V28H233ZM27 28V29H26ZM41 30H40V29ZM66 28V29H65ZM71 28V29H70ZM93 28V29H92ZM99 28H101L100 30H99ZM197 29V30H195V29ZM200 28V29H199ZM231 28H232V30H231ZM237 28V29H236ZM10 29V28H9ZM31 29V30H30ZM67 29H68V31H67ZM195 31H194V30ZM201 29H202V31H201ZM205 29H206V31H205ZM28 30H27V32H28ZM34 31V33H33V31ZM50 30V31H49ZM60 30V31H59ZM92 30V32L90 33V31ZM96 30H97V32H96ZM191 30L193 31V33L191 32ZM203 30H204V32H203ZM223 30H224V33H225V30L227 31V34L228 35H226L225 36V39H224V35L222 34L223 33ZM229 30V31H228ZM235 30V31H234ZM261 30V29H260ZM263 30V29H262ZM261 30V32H263L264 33V30L262 31ZM37 31V32H36ZM40 33H39V32ZM47 31V32H49V33H46L45 34V32ZM67 31V32H66ZM72 31V32H71ZM89 31V32H88ZM197 31V32H196ZM208 31H209V29L206 27V26H203V25H201V24H199L198 22H195V21H189V24H188V26H187V28L185 29V31H184V33H183V35L181 36L182 38H183V40H185L184 42H187L188 44L190 43H197L198 41H199V39H200V37L202 36V37H204L205 35L204 34H206V33H208ZM231 31V32H230ZM234 31V32H233ZM20 32V31H19ZM43 32V33H42ZM55 34H54V33ZM59 32V33H58ZM77 32V33H76ZM79 32V33H78ZM230 32V33H229ZM233 32V33H232ZM237 32V33H236ZM33 33V34H32ZM38 33V34H37ZM42 33V34H41ZM185 33H188V34H185ZM199 34V35H195V34ZM236 35H235V34ZM30 34H32V35H30ZM44 34V35H43ZM70 34V35H69ZM149 34H150V36H149ZM185 34V35H184ZM190 34H191V36H190ZM195 36H194V35ZM226 34V33H225ZM33 35H35V37L33 36ZM62 35V36H61ZM143 35H144V33H142L141 34V36L142 37H140V39L142 40V42H145V46L148 48V51H149V53H151L152 55H154V56H156L157 55V53H160L161 52V50H163V49H166L168 52H172V49L174 50L175 49V40H174V37L173 36H171V37H169V36H167V35H164V36H161V38H158V40L160 41H158L159 42V45L158 44H156L155 45V43H154V41H152L153 39H152V31H150V30H148V31H146V34L144 35V40H143ZM187 35V36H186ZM201 35V36H200ZM204 35V36H203ZM230 35V36H229ZM234 37H233V36ZM241 35H243V36H241ZM146 36V37H145ZM185 38H184V37ZM198 36V37H197ZM232 37V38H229V37ZM235 36H236V38H235ZM239 36H241V37H239ZM15 37V38H14ZM31 37V38H30ZM32 37H34V38H32ZM51 37V38H50ZM63 37V38H62ZM151 37V39H149ZM187 37V38H186ZM196 37V39H198V40H196V39H194ZM239 37V40H236L237 38ZM246 37H248V39H246ZM257 37V39H255ZM28 38H29V40H33L32 42H36V47H35V45H33V44H35V43H32L31 41L29 42V40H28ZM36 38V39H35ZM43 38V39H42ZM56 38V39H55ZM72 38V39H71ZM148 38V39H147ZM227 38L229 39V40H227ZM261 40H260V39ZM263 38V39H262ZM14 39H15V41H14ZM45 39V40H44ZM63 39H65L64 41H62ZM75 39V40H74ZM146 39V40H145ZM223 41H222V40ZM241 39V40H240ZM12 40V41H11ZM36 40H38V41H36ZM44 40V42H42ZM54 40V41H53ZM60 40V41H59ZM75 41V44H76V42L78 43V44H80V46H78V47H76L75 46V44H73L74 42L73 41ZM150 40V41H149ZM187 40H192L191 42L189 41H187ZM232 41V43H231V41ZM235 40H236V42H235ZM244 40V41H243ZM257 40V41H256ZM260 40V41H259ZM46 41V42H45ZM47 41H49V42H47ZM56 41V42H55ZM61 41H62V43H61ZM69 41V42H68ZM151 41H152V43H151ZM163 41H164V43H163ZM194 41V42H193ZM231 43H229V42ZM27 42H29L28 43V45L27 46H29V48L28 47H26L27 49H30V48H32L33 46V48H38L37 47V45L39 44V47L40 48H42V49H44V48H46V49H44V50H42L41 49V52H46V54L48 55L51 51H52V49L51 48H53L54 50H53V52L54 53H57L56 55L53 53V52H51L49 55H53V62L54 63H52V65L49 67V69L47 68L46 69V72H43V70H41V68L39 67V66H37L35 63H33V61L31 60V59H26L25 58V56L24 55H22V54H20L21 53V50H19L20 48H21V44H23V45H26L27 44ZM83 42V43H82ZM148 42H149V45H148ZM169 42H170V44H169ZM223 42H224V44H223ZM226 42V43H225ZM235 42V43H234ZM261 42V43H260ZM262 42H263V44H262ZM17 43H19L18 45H17ZM32 45H31V44ZM53 43V44H52ZM56 43L58 44V45H56ZM70 43H72L70 46V48H72V46H73V48H78V49H75V51H73V50H71V49H69V45H67V44H70ZM166 43V44H165ZM186 43V44H187ZM227 43H228V45H227ZM237 43V44H236ZM245 43V44H244ZM258 43H260V44H258ZM41 44V45H40ZM165 44V45H164ZM230 44V45H229ZM233 44V45H232ZM236 44V45H235ZM54 47H53V46ZM63 45H65V48H64V46ZM165 47H164V46ZM167 45V46H166ZM171 47H170V46ZM232 45V46H231ZM261 45H262V47H261ZM7 46H9L8 48H7ZM32 46V47H31ZM50 46H51V48H50ZM56 46V47H55ZM60 48V50L58 49V47ZM66 46H68V47H66ZM75 46V47H74ZM152 46V47H151ZM155 46H157V47H155ZM173 46V47H172ZM256 46V47H255ZM13 47H14V49L15 50H13L12 51V49H13ZM44 47V48H43ZM48 47V48H47ZM153 49V50H155V52L151 49V48ZM163 47V48H162ZM170 47V48H169ZM231 47H232V49H231ZM2 48H3V50H2ZM6 48H7V50H6ZM10 48H12V49H10ZM172 48V49H171ZM229 48V49H228ZM17 49V50H16ZM22 49V48H21ZM26 49V50H27ZM57 49V50H56ZM62 49V50H61ZM107 49V50H106ZM109 49V50H108ZM151 49V50H150ZM169 49H171V50H169ZM224 49V50H223ZM6 50V51H5ZM10 50H11V55H10ZM19 50V51H18ZM105 50V51H104ZM112 50V51H111ZM159 50V51H158ZM230 50V51H229ZM241 50V51H240ZM248 50V49H247ZM262 50V51H261ZM3 51V52H2ZM5 51V52H4ZM9 51V52H8ZM17 51V52H16ZM57 51V52H56ZM80 51V50H79ZM108 51V52H107ZM220 51V50H219ZM19 52V53H18ZM44 52V53H45ZM59 52V53H58ZM61 52V53H60ZM75 53L74 55H73V53ZM107 52V53H106ZM110 52V53H109ZM111 52H112V54H111ZM157 52V53H156ZM221 52V51H220ZM235 52H237V53H235ZM240 54H239V53ZM247 52V53H246ZM109 53V54H108ZM154 53V54H153ZM0 54V55H1ZM58 54H60L61 56L59 57V55ZM156 54V55H155ZM231 54H232V56H231ZM251 54H252V56H251ZM12 55V56H13ZM91 55H93V57L91 56ZM111 56V58L109 59V57ZM122 55H124V56H122ZM236 55V56H235ZM253 55H254V57H253ZM256 55V56H255ZM6 56V57H5ZM57 56V57H56ZM91 56V57H90ZM101 56V57H100ZM116 56H118V57H120V58H118V57H116ZM121 56H122V58H121ZM245 56V57H244ZM9 57V58H8ZM76 57V58H75ZM99 57V58H98ZM235 57V58H234ZM244 57V58H243ZM73 58H75V60H77L78 62H75V60L73 61L72 59ZM105 58V59H104ZM189 58V59H188ZM256 60H255V59ZM70 59H71V61H70ZM113 59V60H112ZM122 59V60H121ZM185 59V60H184ZM252 59V60H251ZM259 59V60H258ZM31 60V61H30ZM56 60H58V61H56ZM80 60L82 61V62H80ZM84 60V61H83ZM124 60H127L126 58H124ZM187 60H189V61H187ZM193 60V61H192ZM241 60H243V61H241ZM12 61H13V59H12ZM13 61V62H14ZM30 61V62H29ZM103 61V62H102ZM116 61V62H115ZM258 61V62H257ZM27 62V63H26ZM75 62V63H74ZM85 62V63H84ZM87 62V63H86ZM115 62V63H114ZM198 62V63H197ZM229 62H227V63H229ZM72 63V64H71ZM81 65H80V64ZM239 63V64H238ZM68 64V65H69ZM91 64V65H90ZM114 64H116V65H114ZM216 64V65H215ZM218 64H219V66L220 67H222V68H220L219 66H218ZM251 64V65H250ZM30 65V67H28ZM34 65L36 66V67H34ZM98 65V66H97ZM112 65V66H111ZM125 65V66H124ZM128 65V66H127ZM232 65V66H231ZM249 65V66H248ZM32 66V67H31ZM102 68H100V67ZM123 66H124V68H123ZM200 66V67H199ZM219 68H218V67ZM236 66V67H235ZM251 66V67H250ZM56 67V68H55ZM60 67V68H59ZM81 67V68H80ZM121 67V68H120ZM127 67V68H126ZM191 67V68H192ZM202 67V68H201ZM240 67V68H239ZM261 67V68H260ZM31 68V69H30ZM77 68V69H76ZM79 68V69H78ZM130 68V69H129ZM203 68H204V70H203ZM218 68V69H217ZM246 68V69H245ZM253 68V69H252ZM256 68H257V71L259 72H257L256 71ZM263 68V69H262ZM57 69V70H56ZM59 69H61V70H59ZM82 69V70H81ZM117 69V70H116ZM126 69V70H125ZM202 69V70H201ZM220 69H222V70H220ZM32 71V73H31V71ZM35 70V71H34ZM50 70V71H49ZM125 70V71H124ZM206 70V71H205ZM218 70H220V71H218ZM224 70V71H223ZM250 71V72H248V71ZM52 71V72H51ZM117 71H120V72H117ZM201 71V72H200ZM223 71V72H222ZM227 71V72H226ZM232 71V72H231ZM41 72H43V74L41 73ZM100 72H102V74H100ZM114 72V73H113ZM206 72V73H205ZM217 72H219V73H224L225 74V76H227L226 77V79L228 80V83L229 82H232L231 84H232V90H231V85H229V87H230V89H226V88H228V87H224V85H223V89H216V90H214L213 88H211V86L209 85V81H213V82H215V81H217V77H219L218 75H221V74H219V73H217ZM242 72V73H241ZM244 72H245V74H244ZM29 73L31 74V75H29ZM98 73V74H97ZM115 73H118V75H119V73H120V75L117 77L116 75H115ZM121 73H122V75H121ZM124 73V74H123ZM208 73V74H207ZM234 73H235V76H234ZM249 73H252V74H249ZM254 73H255V75H254ZM57 74V75H56ZM81 74V75H80ZM224 74H222V75H224ZM233 74V75H232ZM237 74H239V75H237ZM258 74H259V77H257L258 76ZM262 74V75H261ZM33 75H35V76H33ZM101 75V76H100ZM126 75V76H125ZM237 75V76H236ZM242 76V78H240V81H239V77H241ZM247 75V76H246ZM251 75H253L254 76V78L256 79H254ZM257 75V76H256ZM54 76V77H53ZM89 76V77H88ZM122 76H123V78H122ZM215 76H216V78H215ZM244 76V77H243ZM252 78V80L254 81V84L252 83V82H250V77ZM261 76V77H260ZM2 77V78H1ZM83 77V78H82ZM137 77V78H136ZM194 77V78H195ZM236 77V78H235ZM4 78V79H3ZM56 78V79H55ZM92 78V79H91ZM122 80H121V79ZM129 80V82H128V80ZM136 78V79H135ZM209 78H211V79H209ZM244 78V79H243ZM246 78H248L249 80H247ZM257 78H261L262 79V81H259V80H261V79H258L257 80ZM8 79H9V81H8ZM29 79V80H28ZM234 79V80H233ZM238 79V80H237ZM242 79V80H241ZM115 80V81H114ZM131 80V81H130ZM88 81H90L89 83H88ZM100 81V82H99ZM116 81H118V82H116ZM136 81V82H135ZM259 82V83H255V82ZM5 82V83H4ZM8 82V83H7ZM13 82H14V84H13ZM122 82H127L128 83V88L126 89L125 88V90L127 91L126 93H128V94H125V90H123L124 89V87H125V85H124V83H123V87L121 86V84H122ZM217 82H220V80H218ZM244 82V83H243ZM245 82H247L246 84H245ZM261 82H262V84H261ZM7 83V84H6ZM10 83V84H9ZM96 83V84H95ZM134 83V84H133ZM138 83V84H137ZM205 83V84H204ZM239 83V84H238ZM240 83H242V84H240ZM251 83V84H250ZM5 84V85H4ZM24 84V85H23ZM92 86H91V85ZM132 84H133V87H132ZM230 84V83H229ZM236 84H238V85H236ZM245 84V85H244ZM259 84V85H258ZM3 85V86H2ZM11 85V86H10ZM14 87H13V86ZM17 85V86H16ZM29 85V86H28ZM55 85H57V86H55ZM79 85H80V87H79ZM98 85V86H97ZM115 85V86H116ZM136 87H135V86ZM241 85V86H240ZM255 85H257V88H256V86ZM261 85V86H260ZM53 88H52V87ZM87 86H89V87H87ZM120 86L122 87V88H120ZM130 86V87H129ZM236 86V87H235ZM239 86V87H238ZM243 86H244V88L246 89V91L248 92L249 90H251L252 92L250 93V91L248 92V93H246V91H245V89H241V88H243ZM247 86V87H246ZM259 86V87H258ZM11 87V88H10ZM18 87V88H17ZM82 87H84V88H82ZM235 87V88H234ZM253 87V89H255V90H252V89H250V88H252ZM13 88V89H12ZM87 88V89H86ZM134 88H135V90H136V94L137 93H139V94H141L142 95V97H141V95H140V97H139V94H134L135 92V90H134ZM238 89V91L240 90V92H238L237 91V89ZM240 88V89H239ZM21 89V90H20ZM39 89V90H38ZM70 89V90H69ZM72 89V90H71ZM83 89V90H82ZM115 89V88H114ZM143 90V92H142V90ZM144 89L146 90V92H144ZM149 89H150V92H149ZM236 89V90H235ZM85 90V91H84ZM101 90H102V92H101ZM104 90V91H103ZM134 90V91H133ZM141 90V91H140ZM231 90V91H230ZM5 91V92H4ZM20 91V92H19ZM22 91V92H21ZM26 91H27V93H26ZM36 91V92H35ZM123 91V92H122ZM132 91H133V93H132ZM137 91H139V92H137ZM213 91H214V94L216 95V96H214V94H213ZM221 91H223V92H221ZM230 91V94L228 95V92ZM237 91V92H236ZM242 91H244V92H242ZM261 91V92H262ZM12 92V93H11ZM29 92V93H28ZM31 92V93H30ZM79 92V93H78ZM208 92H209V94H208ZM221 94H220V93ZM224 92H226L225 94H224ZM242 92V93H241ZM258 92V91H257ZM256 92V93H257ZM264 92V91H263ZM6 93V94H5ZM25 93V94H24ZM84 93V94H83ZM123 93V94H122ZM145 93H146V95H148L149 93V95L147 96L148 98H146V96H145ZM148 93V94H147ZM220 94V95H218V94ZM239 93H241V95L238 94ZM255 93V92H254ZM253 93V94H254ZM255 93V94H256ZM258 93V94H259ZM5 94V95H4ZM21 94V95H20ZM27 94V95H26ZM34 94V95H33ZM78 94V95H77ZM81 94L85 97V98H83V96H81ZM104 94V95H103ZM136 96H134V95ZM143 94H144V96H143ZM254 94V95H255ZM23 95H24V97H23ZM31 95V96H30ZM33 95V96H32ZM92 95V96H91ZM128 95V96H127ZM218 95V96H217ZM247 95H245V96H247ZM254 95H252V96H254ZM5 96V97H4ZM31 97V98H28V97ZM104 96V97H103ZM127 96V97H126ZM255 96H257L258 97V95L256 94ZM262 97H264L263 96V93H262V95H261ZM2 97V98H1ZM133 97H135V98H133ZM144 97H145V103H144ZM215 97V98H214ZM222 97V98H221ZM224 97H226L227 99H224ZM137 98V99H136ZM140 98V99H139ZM216 98H218V99H216ZM220 98V99H219ZM21 99V100H20ZM26 99V100H25ZM29 99V100H28ZM139 99V100H138ZM143 99V100H142ZM146 99H148V101H146ZM149 99H150V102H149ZM68 100V99H67ZM80 100V101H79ZM29 101H30V103H29ZM139 101V102H140ZM221 101V102H222ZM14 102V103H13ZM17 102V103H16ZM28 102V103H27ZM50 102H55L54 100H52V101H50ZM142 102H141V104H142ZM224 102L223 103H221V105L220 106H224ZM228 102V106H226L225 105V107H229L230 106V104L231 103H229ZM103 103V104H102ZM148 103V104H147ZM220 103V102H219ZM6 104V105H5ZM11 106H10V105ZM15 104V105H14ZM23 104V105H22ZM150 104V106H148ZM223 104V105H222ZM226 104V103H225ZM87 105V106H86ZM92 107H91V106ZM98 105V106H97ZM6 106V107H5ZM24 106V107H23ZM19 107V108H18ZM21 107V108H20ZM23 107V108H22ZM10 110H9V109ZM18 108V109H17ZM32 108H34V109H32ZM55 108H54V110H55ZM109 108V109H108ZM5 109V110H4ZM7 109V110H6ZM92 109H94V110H92ZM102 109V110H101ZM107 109V110H106ZM158 109V110H157ZM163 109V110H162ZM4 110V111H3ZM18 110L20 111L19 113H20V116L18 117V119L13 123L12 121H11V117H12V115L14 114V111L15 112H18ZM22 110V111H21ZM32 110H34V111H32ZM160 110V111H159ZM264 108L263 109H261L260 111H258V113H255V115H253L252 117H251V120H250V117H249V119L247 118V120H245L244 121V125H243V129H245V130H247V132H249V131H251V132H249V133H247L246 131H243V129H242V131L240 130V129H238L239 127H235V129H233L232 131H231V135H230V137H229V140H230V138L232 139V140H230L229 142L231 143H229V142H227V146L229 147V149H228V147L226 146V149H228V150H231V146L232 147H234V143H236L235 142V140H236V137L240 134V136H243V137H247V138H249V143H248V139L246 138V140H245V138H243V141L241 142V145H237L238 146V150H237V152L238 153H240V154H238V153H236V154H238V155H241V154H243V149L247 146H249L250 147V145H251V141H254V143L256 142L257 144H259L260 145V143H262V142H259L260 141V139H261V141H262V139L264 140V135H263V133H264V117H262L263 118V120H262V118L261 117H258L259 115L260 116H264ZM30 111H31V113H30ZM61 111V112H60ZM99 111V112H98ZM106 111V112H105ZM162 111H164V113L162 112ZM6 112V113H5ZM8 112H9V115H8ZM63 112V113H62ZM84 112V113H83ZM160 112H162V113H160ZM2 113H3V115H2ZM23 113V114H22ZM39 115H38V120L39 121H41V119H42V113H41V111L39 110ZM89 113V114H88ZM91 113V114H90ZM92 113H94V116H92ZM96 113V114H95ZM157 113H159V114H157ZM261 113H262V115H261ZM105 114V115H104ZM85 115V116H84ZM108 115V116H107ZM164 117H163V116ZM258 115V116H257ZM4 116V117H3ZM92 116V117H91ZM105 116H107V117H105ZM160 116H162V119H164V120H162L161 118H160ZM257 116V117H256ZM8 117V118H7ZM22 117V118H21ZM54 117H56V118H54ZM256 117V119H257V126H259L260 125V123H261V120H262V126L261 127H263V129L261 128L260 129V131H259V127L258 128H255V124H253V123H255L256 121H254L255 118ZM24 118V119H23ZM175 118V119H174ZM252 118H253V120H252ZM6 119H7V121H6ZM53 119V120H52ZM158 119H160V120H158ZM4 120V121H3ZM18 120H20V121H18ZM38 120H36V121H38ZM58 120V121H57ZM105 120V121H104ZM176 120V121H175ZM23 121V122H22ZM39 121L38 122H36L35 124H33V125H37L38 123H39ZM61 121V122H60ZM79 121V122H78ZM162 121V122H161ZM172 121H173V124H172ZM260 121V122H259ZM11 122V123H10ZM55 122H56V124L57 125H55ZM76 122V123H75ZM180 123L179 125H178V123ZM252 122V123H251ZM1 123H2V125H1ZM8 123L10 124V125H8ZM18 123V124H17ZM59 123V124H58ZM250 123H251V125L252 126H250ZM162 124V125H161ZM171 124H172V126H171ZM249 124V125H248ZM12 125V126H11ZM164 125V126H163ZM169 125L171 126V127H169ZM176 125V126H175ZM185 125V126H184ZM245 125H246V127H245ZM5 126V127H4ZM38 126H39V128L40 127H42L41 125H39L38 124ZM108 128H107V127ZM161 126V127H160ZM179 126H181V127H179ZM256 126V127H257ZM50 127V128H49ZM165 127V128H164ZM173 127V128H172ZM175 127H177V129L175 128ZM179 127V128H178ZM189 127V128H188ZM193 127V128H192ZM245 127V128H244ZM248 127V128H247ZM255 128V130L253 131V129H251V128ZM1 128H3V130L1 129ZM10 128L12 129V130H10ZM31 128V127H30ZM48 128H49V131L51 130V128L53 129H55L56 130V134H54L53 133V131H51V133H49V131H48ZM105 130H104V129ZM109 128H110V130H109ZM175 128V129H174ZM249 128L251 129V130H249ZM9 131H8V130ZM47 129V130H46ZM164 129H165V133H164ZM179 129V130H178ZM181 129H183V130H181ZM185 129L187 130V131H185ZM256 129L258 130V133H257V131H256ZM46 130V131H45ZM73 130V131H72ZM171 130V131H170ZM234 130H235V132H234ZM239 130V131H238ZM249 130V131H248ZM67 131V132H66ZM110 131H112V133L109 132ZM161 131V132H160ZM163 131V132H162ZM176 131V132H175ZM183 133H182V132ZM238 131V132H237ZM243 132V133H241V132ZM256 131V132H255ZM43 132H45L46 133V135H45V133L43 134V136L44 137H46V138H42V133ZM160 132V133H159ZM169 132H171V133H169ZM232 132H234V134L232 133ZM41 133V134H40ZM167 133V134H166ZM179 133V134H178ZM181 133H182V135H181ZM237 133V134H236ZM250 133H253V134H255V136L253 135V134H251V136H249V135H247V134H250ZM171 134V135H170ZM242 134H244V135H242ZM41 135V136H40ZM169 135H170V137H169ZM236 137H235V136ZM246 135V136H245ZM252 135H253V137H255L256 139H258L259 141H257L256 139H253L252 138ZM263 135V136H262ZM31 137H33L32 135H30ZM57 136V137H56ZM59 136V137H58ZM90 136V137H89ZM105 136V137H104ZM234 136V137H233ZM263 138H262V137ZM53 137V138H52ZM55 137V138H54ZM67 137V138H66ZM165 137V140L166 141H168V142H166L163 138ZM166 137H167V139H166ZM172 137V139H169V138H171ZM179 137H180V139H179ZM183 139H182V138ZM85 138V139H84ZM104 139V140H103ZM251 139H253V140H251ZM45 140V141H44ZM47 140V141H46ZM54 140V141H53ZM56 140V141H55ZM74 140V141H73ZM155 140V139H154ZM163 140V141H162ZM170 140V141H169ZM49 141V142H48ZM132 142V144H131V142ZM143 141V142H142ZM145 141V142H144ZM151 141V142H150ZM174 143H173V142ZM43 142H45V143H43ZM117 142V143H116ZM129 142V143H128ZM141 144H140V143ZM151 144H150V143ZM155 142V144H153ZM165 142V143H164ZM183 142V143H182ZM234 142V143H233ZM13 143V144H12ZM88 143V144H87ZM106 143H108V144H106ZM146 143V144H145ZM179 143V144H178ZM181 143V144H180ZM254 143H252V147L254 146V145H257L256 143L254 144ZM9 144V145H8ZM11 144V145H10ZM40 144V145H39ZM70 144V145H69ZM145 144V145H144ZM183 144V145H182ZM243 144H244V146H243ZM250 144V145H249ZM263 144V143H262ZM261 144V145H262ZM119 145V146H118ZM129 145V146H128ZM143 147H142V146ZM176 145V146H175ZM178 145V146H177ZM8 146V147H7ZM13 146V147H12ZM43 146V147H42ZM91 146H93V147H91ZM106 146V147H105ZM140 146V147H139ZM182 146H184V147H182ZM237 146H235V147H237ZM240 146V147H239ZM263 146V145H262ZM62 147V148H61ZM149 147V148H148ZM152 147V148H151ZM168 147V148H167ZM234 147V148H235ZM242 147V148H241ZM245 148V151L248 149V148ZM252 147H250V148H252ZM2 148H3V150H2ZM37 148V149H36ZM134 148V149H133ZM156 148H157V150H156ZM174 150H173V149ZM175 148H176V151H175ZM178 148L179 149H181V150H178ZM249 148V149H250ZM144 149V150H143ZM147 149V150H146ZM148 149H150V150H148ZM154 149H155V151H154ZM160 149V150H159ZM233 149V148H232ZM114 150H115V152H114ZM167 150H169V151H167ZM240 150H241V152H240ZM251 150V149H250ZM16 151V152H15ZM63 151V152H62ZM66 151V152H65ZM97 151V152H96ZM111 153H110V152ZM175 151V152H174ZM184 151V152H183ZM249 151V150H248ZM138 152V153H137ZM166 154V153H168V154H164V153ZM174 152V153H173ZM176 152H177V154H176ZM55 153V154H54ZM152 153V154H151ZM155 153H156V155H155ZM163 153V154H162ZM245 153V152H244ZM131 154V155H130ZM137 154H140V155H137ZM80 155H83L82 156V158H80ZM158 155V156H157ZM168 155V156H167ZM238 155L236 156L237 158H238ZM2 156V157H1ZM94 156V157H93ZM110 156V157H109ZM175 156V157H174ZM185 156V157H184ZM229 156V155H228ZM228 156H223V158L222 157H215V159H213L214 157L212 156L208 161H207V166H208V179L210 180L211 179V177L213 176L214 177V175L215 174H217V175H215V177L214 178H212V179H215L216 177L218 178L220 175H222L223 176V174L225 175V174H227V171L226 172H224V169H226L225 168V165L227 164V162L229 161V159H231L230 158V156L228 157ZM91 157V158H90ZM108 159H107V158ZM153 157V158H152ZM162 157V158H161ZM165 157V158H164ZM59 158V159H58ZM100 158V159H99ZM113 158V159H112ZM152 158V159H151ZM219 158V159H218ZM22 159V160H21ZM58 159V160H57ZM61 159V160H60ZM80 159V160H79ZM120 159H122V160H120ZM161 161H160V160ZM178 159V158H177ZM226 159V160H225ZM60 160V161H59ZM78 160V161H77ZM97 160V161H96ZM114 160V161H113ZM216 160V161H215ZM223 160L225 161L224 163H223ZM228 160V161H227ZM6 161V162H5ZM62 161V162H61ZM81 161V162H80ZM136 161V162H135ZM164 161H166V162H164ZM172 161V162H171ZM11 162V163H10ZM28 162H30V163H28ZM67 162V163H66ZM78 163V162H80L79 164L81 165H79L78 164V166L76 165V163ZM102 162V163H101ZM131 162V163H130ZM212 162V163H211ZM40 163V164H39ZM119 163V164H118ZM122 163V164H121ZM150 163V164H149ZM157 163V164H156ZM159 163H160V165H159ZM164 163H168V168H167V165L165 166L166 167V169H165V167L163 166L164 165ZM220 163V164H219ZM226 163V164H225ZM68 164V165H67ZM88 164V165H87ZM112 164V165H111ZM142 164V165H141ZM163 164V165H162ZM211 164V165H210ZM218 164V165H217ZM31 165V166H30ZM35 167H34V166ZM64 165V166H63ZM75 165V166H74ZM86 165V166H85ZM115 165V166H114ZM125 165V166H124ZM223 165V166H222ZM5 166V167H4ZM155 166H158V167H156V168H158V169H156L155 168ZM161 166V167H160ZM162 166H163V168H162ZM215 166V167H214ZM221 166V168H219ZM11 167V168H10ZM109 167V168H108ZM119 167V168H118ZM127 167V168H126ZM152 167V168H151ZM154 167V168H153ZM211 167H212V169H211ZM222 167L224 168V169H222ZM12 168H14V169H12ZM28 168V169H27ZM30 168V169H29ZM115 168H117V169H115ZM163 170H162V169ZM218 168V169H217ZM110 169V170H109ZM138 169V170H137ZM146 169V170H145ZM171 169H173V170H171ZM109 170V171H108ZM141 170V171H140ZM155 170V171H154ZM162 170V171H161ZM213 170V171H212ZM221 170V171H220ZM139 171V172H138ZM143 171H145L146 172V174H145V172H143ZM149 171V172H148ZM153 171V172H152ZM143 172V173H142ZM152 172V173H151ZM223 172V173H222ZM12 173V174H11ZM109 173V174H108ZM138 173V174H137ZM143 175H142V174ZM148 173V174H147ZM158 173V174H157ZM167 173V174H166ZM219 173V174H218ZM222 173V174H221ZM8 174V175H7ZM87 174H89V175H91V176H86ZM97 174V175H96ZM171 174V175H170ZM210 174L212 175V176H210ZM214 174V175H213ZM11 175V176H10ZM34 175V176H33ZM68 175V176H67ZM74 175V176H73ZM122 175V176H121ZM136 177H135V176ZM167 175H170V176H167ZM36 176V177H35ZM93 176V177H92ZM106 176H108V177H105ZM140 176V177H139ZM157 176V177H156ZM158 176H159V178H158ZM210 176V177H209ZM155 177H156V179H155ZM171 178V180L169 179V178ZM173 177V178H172ZM175 177H176V179H175ZM221 177V176H220ZM10 179L11 181H13V183L12 184H9V186H7L6 188H3L4 186H3V184H2V182H3V180H5V179ZM54 178V179H53ZM55 178H56V180H55ZM166 178V179H165ZM37 179V180H36ZM39 179V180H38ZM72 179V180H71ZM90 179V180H89ZM143 179V180H142ZM148 179V180H147ZM264 179V178H263ZM30 180V181H29ZM34 180V181H33ZM41 180V181H40ZM53 180H55V182L53 181ZM127 180V181H126ZM146 180V181H145ZM168 180V182H166V181ZM170 180V181H169ZM173 180H174V182H173ZM36 181V182H35ZM51 181V182H50ZM132 181V182H131ZM138 183H137V182ZM143 181V182H142ZM145 181V182H144ZM148 181V182H147ZM157 182L156 183V185L154 184V182ZM159 181V182H158ZM162 181V182H161ZM21 184H20V183ZM38 182V183H37ZM46 182V183H45ZM56 185H58V184H60V192L61 193H64L66 190H67V188H63L64 187V185L65 184H67V185H69V191L70 192H72L73 194L71 195V202H70V204H69V207H68V205H66L65 204V206H64V208H63V206L61 207L58 203H56V196L52 199L53 201H51L50 199L54 196V194H56V192L55 191H58L57 190V188H56V186H55V184ZM115 182V183H114ZM117 182V183H116ZM129 182V183H128ZM139 182H140V184H139ZM163 182H166L165 184H163ZM172 182V183H171ZM16 183V184H15ZM43 183H45V185L43 184ZM65 183V184H64ZM137 183V184H136ZM151 183H152V185H151ZM169 183V184H168ZM174 183H176V184H174ZM15 184V185H14ZM33 184V185H32ZM53 185L54 184V187L53 186H51V185ZM96 184V185H95ZM158 184V185H157ZM163 184V185H162ZM171 184V185H170ZM13 185V186H12ZM29 185H30V187H29ZM36 185V186H35ZM49 185V186H48ZM151 185V186H150ZM159 185H160V187H159ZM162 185V186H161ZM170 185V186H169ZM174 185V186H173ZM16 186V187H15ZM17 186H19V187H17ZM48 186V187H47ZM72 186V187H71ZM95 187V190H94V187ZM112 186H113V188H112ZM117 186V187H116ZM124 186V187H123ZM147 186H149V187H147ZM156 186V187H155ZM165 186V187H164ZM169 186V187H168ZM46 187V188H45ZM53 187V188H52ZM71 187V188H70ZM76 187V188H75ZM139 187V188H138ZM151 187H154V188H151ZM158 187V188H157ZM14 190H13V189ZM43 188V189H42ZM48 188V189H47ZM86 188V189H85ZM89 188H91V190H92V192L93 193H97L99 190L101 191V192H103L102 194L104 195V197H103V195L102 194H100L99 193V195H98V193H97V195H98V197H96L97 195H96V193L95 194H92V196H91V190L89 189ZM98 188H99V190H98ZM106 188H108V189H106ZM121 188V189H120ZM159 188H162V189H160L159 190V192H158V189ZM168 188H170V189H168ZM175 188V189H174ZM51 189V191H49ZM53 189V190H52ZM56 189V190H55ZM90 190V192H89V190ZM105 189V190H104ZM113 189V190H112ZM136 189V190H135ZM157 189V190H156ZM166 189H168V191L166 190ZM67 190V191H68ZM87 190H88V192H87ZM97 190V191H96ZM104 190V191H103ZM112 190V191H111ZM146 190V191H145ZM152 190V191H151ZM162 190V191H161ZM164 190V191H163ZM171 192H170V191ZM178 193V195L179 196H177V193L175 192V191ZM10 191V192H9ZM14 191V192H15ZM47 191V192H46ZM53 191V192H52ZM83 191H85V193L83 192ZM107 191V192H106ZM114 191H116V192H114ZM132 191V192H131ZM133 191H135V192H133ZM8 194H7V193ZM13 192V193H14ZM40 194H38V193ZM51 192V193H50ZM75 192H77V193H75ZM87 192V193H86ZM105 192V193H104ZM114 192V193H113ZM121 192V193H120ZM128 192V193H127ZM139 192H141V193H139ZM169 192V193H168ZM5 193V194H4ZM50 193V194H49ZM75 193V194H74ZM90 194V196H89V194ZM107 193V194H106ZM132 193V194H131ZM137 193V194H136ZM148 193V194H147ZM171 193V194H170ZM174 193H176L175 195H173ZM122 194V195H121ZM139 194H140V196H139ZM42 195V196H41ZM51 195V196H50ZM96 195V196H95ZM102 195V196H101ZM115 195V196H114ZM147 195V196H146ZM150 195V196H149ZM159 197H158V196ZM164 195V196H163ZM5 196V198H3ZM36 196H38V197H36ZM73 196V197H72ZM80 196H81V198H80ZM83 196V197H82ZM89 196V197H88ZM95 196V197H94ZM149 196V197H148ZM170 196H172V197H170ZM2 197V198H1ZM40 197V198H39ZM45 197V198H44ZM103 199H101V198ZM127 197V198H126ZM147 197V198H146ZM162 197V198H161ZM181 197H182V199H181ZM7 198V199H6ZM74 198V199H73ZM80 198V199H79ZM105 198V199H104ZM110 198V199H109ZM157 198V199H156ZM170 198V199H169ZM76 199V200H75ZM100 200V202H101V206H100V202L99 203H97V201H99ZM133 199V200H132ZM151 199H152V202L153 203H151ZM155 199V200H154ZM38 200H39V202H38ZM42 200H43V202H42ZM55 200V201H54ZM150 200V201H149ZM154 200V201H153ZM159 200V201H158ZM162 200V201H161ZM169 200V201H168ZM37 201V202H36ZM74 201V202H73ZM161 201V202H160ZM74 204H73V203ZM84 202V203H83ZM154 202H156V203H154ZM158 202V203H157ZM169 202V203H168ZM50 203V204H49ZM54 203H56L55 205H54ZM72 203V204H71ZM77 203V204H76ZM88 205H87V204ZM133 203V204H132ZM150 203V204H149ZM40 204H42L41 206H40ZM84 204H86V205H84ZM114 204V205H113ZM119 204V205H118ZM141 206H140V205ZM57 205V206H56ZM89 205H91V206H89ZM93 205V206H92ZM102 205H104V206H102ZM184 205H186L185 207H187V204H184ZM2 206L3 205H1V207H0V217H1V215H2V213H3V210L1 209L2 208ZM66 206H67V208H66ZM72 206V207H71ZM77 206V207H76ZM81 208H80V207ZM82 206H86L85 208L83 207L82 208ZM37 207V208H36ZM53 207V208H52ZM54 207H55V209H54ZM79 207V208H78ZM96 207H100L99 209L98 208H96ZM42 208V209H41ZM44 208V209H43ZM48 208V209H47ZM56 208H58V209H56ZM60 208H62V209H60ZM69 208V209H68ZM94 208H96L97 210H94ZM109 208V209H108ZM111 208V209H110ZM132 208V209H131ZM142 208V209H141ZM151 208V209H150ZM161 210H160V209ZM38 209H40V210H38ZM64 209H65V211H64ZM67 209V210H66ZM75 209V210H74ZM80 209V211H78ZM82 209H83V211H82ZM89 209V210H88ZM91 209H93L92 211H91ZM61 210V211H60ZM87 210H88V212H87ZM99 210V211H98ZM103 210V211H102ZM107 210H108V214H107ZM110 210H113L112 212H113V215L115 216H117V218L115 219V218H113L114 216H112V214H111V212H110ZM146 211L145 213H144V211ZM147 210H149V212L147 211ZM150 210H151V212H150ZM156 210V211H155ZM39 211V212H38ZM44 211V212H43ZM54 211V212H53ZM58 211L61 213H58ZM66 211H68L67 213H69V211L71 212V215H70V213L69 214H67L66 213ZM89 211H90V213H89ZM95 211H97L96 213H95ZM130 211V212H129ZM152 211H154V212H152ZM158 211H160V212H158ZM38 212V213H37ZM47 212H49L48 214H47ZM78 212H80V214L82 215V216H80V214L78 213ZM94 212V213H93ZM106 212V213H105ZM110 212V213H109ZM117 212V213H116ZM36 213V214H35ZM46 213V214H45ZM53 213V214H52ZM95 214L97 217H96V219H95V216H93L92 217V215L93 214ZM105 213V214H104ZM116 213V214H115ZM127 213H129L128 215H127ZM134 213V214H133ZM143 213V214H142ZM52 214V215H51ZM55 214V215H54ZM79 214V215H78ZM89 214V215H88ZM102 216H101V215ZM152 214H154V215H152ZM162 214V213H161ZM212 212L211 213H209L208 215H206V216H203V220L204 219H206L207 218V222L209 221L211 224H207V225H211L210 227L212 228L213 226H214V229H221V228H223V227H225V225L227 224V221L225 220V219H221L220 217L217 219V217H215V218H213V216L212 215H215V214H212ZM72 215H73V219L71 218L72 217ZM85 215V216H84ZM87 215V216H86ZM118 215H120L119 217H118ZM128 216V218L126 217V216ZM136 215H137V218H135L136 217ZM142 215V216H141ZM155 215L157 216L156 217V219H157V221H156V219H153L152 217H154L155 218ZM250 216H251V214H249ZM249 215H242L241 217H239V218H237V219H231V220H233V221H231L232 223L231 224H235V223H238L239 221V223L237 224V225H242L243 227L245 226L246 228L248 227H251L252 229L254 228L255 230H256V234H255V236H256V239H257V241H259V243H261V245H260V247L262 246V249L260 248V250H259V252H257V253H259V255L261 256L260 258H261V260L263 261V263H264V229H262V228H264V220L262 219V217H260L259 215H257L256 213H253L252 214V216L250 217ZM50 216H53V217H50ZM61 216V217H60ZM68 216V217H67ZM76 216H78V217H76ZM92 217V219H91V217ZM104 216V217H103ZM109 216V217H108ZM132 216V217H131ZM135 216V217H134ZM148 216V217H147ZM208 216V217H207ZM216 216V215H215ZM254 216V217H253ZM256 216L258 217V218H256ZM74 217H76V218H74ZM79 217L80 218H82V219H80L79 220ZM84 217V218H83ZM86 217V218H85ZM124 217H126L125 219H127V220H129V221H127V220H125L124 219ZM132 218V220H131V218ZM141 217V218H140ZM145 217V220L144 219H142V218H144ZM206 217V218H205ZM253 217V218H252ZM13 218H15V217H13ZM42 218H44V219H42ZM48 218V219H47ZM62 218V219H61ZM71 218V219H70ZM114 220H113V219ZM60 219V220H59ZM76 219H78V220H76ZM98 219V220H97ZM101 219V220H100ZM140 219V220H139ZM211 219V220H210ZM213 219V220H212ZM220 219V220H219ZM1 220V219H0ZM45 220V221H44ZM59 220V221H58ZM66 220H67V222H66ZM123 220V221H122ZM134 220V221H133ZM138 220V221H137ZM153 220V221H152ZM199 220L201 221L202 220V217H200V219L199 218H197V220H196V222L198 221L199 222ZM249 222H248V221ZM260 220V221H259ZM261 220H262V223H261ZM101 221V222H102ZM104 221H106V222H104ZM127 221V222H126ZM144 221V222H143ZM151 221H152V224H151ZM154 221H156V222H154ZM214 221V222H213ZM217 221V222H216ZM230 221V220H229ZM245 221V222H244ZM254 221V222H253ZM69 222H71L72 224H69ZM77 222V223H76ZM95 222V223H94ZM115 222V223H114ZM130 222V223H129ZM136 222H138V223H136ZM148 222V223H147ZM197 222V223H198ZM208 222V223H209ZM216 222V223H215ZM220 224H219V223ZM241 222H242V224H241ZM244 222V223H243ZM103 223H101V224H103ZM136 223V224H135ZM221 223H223V224H221ZM229 223V222H228ZM248 225H247V224ZM251 223V224H250ZM3 227H4V229H3V227L2 226H0V245H1V247H4V248H6L5 246H7L10 250L12 249L13 250V252H15L16 254H20V252H19V250H18V248H17V246H20L19 244H21V242H20V239H18V235L16 236V234H13L12 233V231H10L11 229H14L15 227H14V224H12V222L11 223H9V226L7 227L6 225H5V223H2V220H1V223H0ZM62 224V225H61ZM68 224H69V226H68ZM80 226H79V225ZM82 224V225H81ZM106 224V225H105ZM107 224H108V226H110V227H108L107 228ZM126 224V225H125ZM128 224V225H127ZM133 224V225H132ZM138 224H140L139 226H138ZM196 224V223H195ZM214 224V225H213ZM258 224V225H257ZM262 224H263V226H262ZM5 225V226H4ZM43 225V226H42ZM56 225V226H55ZM132 225V226H131ZM134 225H135V227H134ZM146 225V226H145ZM148 225V226H147ZM153 225V226H152ZM219 225V226H218ZM223 227H222V226ZM254 225H256V226H253ZM61 226H63V227H61ZM71 226V227H70ZM73 226V227H72ZM76 226V227H75ZM116 226V227H115ZM124 226H126V227H124ZM154 226H155V228H154ZM216 226V227H215ZM219 228H218V227ZM262 226V227H261ZM2 227V228H1ZM5 227H7L8 228V230H6V228ZM9 227H10V229H9ZM13 227V228H12ZM44 227V228H43ZM46 227L47 228H49V229H47L46 230ZM65 227V228H64ZM68 227H70L71 229H69ZM75 227V228H74ZM81 229H80V228ZM114 227V228H113ZM122 227V228H121ZM127 227H128V229H130V232H129V230L127 229ZM138 227V228H137ZM157 227V228H156ZM221 227V228H220ZM256 227V228H255ZM259 227V228H258ZM43 228V229H42ZM79 228V229H78ZM124 228V229H123ZM126 228V229H125ZM131 228H135V229H131ZM245 228V229H246ZM42 229V230H41ZM111 229V230H110ZM117 229V230H116ZM120 229V230H119ZM137 229V230H136ZM2 230V231H1ZM45 230V231H44ZM48 230H50V232L48 231ZM70 230V231H69ZM73 230V231H72ZM82 232H81V231ZM86 230V231H85ZM111 231V233H110V231ZM114 230V231H113ZM115 230H116V233L114 234V232H115ZM140 230V231H139ZM151 230V231H150ZM249 230V229H248ZM263 230V232H260V231H262ZM6 231H9V232H7L6 233ZM44 231V235H41V234H43L42 232ZM62 231V232H61ZM84 231V232H83ZM110 234H108L107 232ZM120 231V232H119ZM4 232V233H3ZM75 232V234H77L76 236H75V234H73ZM113 232V233H112ZM121 232H125V234L124 233H121ZM128 232V233H127ZM137 232V233H136ZM154 232V233H153ZM259 232V234H257ZM10 233V234H9ZM12 233V234H11ZM64 233V234H63ZM67 233V234H66ZM70 235H69V234ZM79 233H80V235H79ZM82 233V234H81ZM107 233V234H106ZM122 234V236L119 234ZM133 233V234H132ZM135 233H136V235H135ZM139 233V234H138ZM144 233V234H143ZM146 233V234H145ZM6 234V235H5ZM83 234H84V236H83ZM103 234V235H102ZM115 235L114 237L113 236H111V235ZM126 235V236H124V235ZM127 234H129V235H132L134 238H132L131 236L129 237V235H127ZM43 237H41V236ZM69 235V236H68ZM81 235H82V237L83 238H85V237H88V238H86V239H84V241H83V238L81 239ZM107 235H109L108 237H107ZM140 235V236H139ZM142 235H149L148 237H146V238H144V236H142ZM6 236H8V237H6ZM17 237V238H14V237ZM50 236V237H49ZM65 236H67V237H65ZM79 236V237H78ZM125 238H124V237ZM154 236V237H153ZM155 236H156V238H155ZM196 236H198V235H196ZM139 237H141V238H139ZM142 237H143V242L146 244H144L143 242H141L142 241ZM151 239H150V238ZM158 237V238H157ZM259 237V238H258ZM8 239V241H7V239ZM12 238V239H11ZM149 238V241L147 242V239ZM14 239H15V242H14ZM78 239H79V241H78ZM80 239H81V241H80ZM108 239H109V243L107 242L108 241ZM123 239H125V241H123ZM127 239H128V241H127ZM140 239H141V241H140ZM144 239H146V241H144ZM151 240V241H150ZM6 241V242H5ZM10 241V242H9ZM16 241H18V242H16ZM65 241V242H64ZM78 241V242H77ZM85 241H86V244H85ZM88 241V242H87ZM132 241V242H131ZM8 242V243H7ZM67 242V243H66ZM84 242V243H83ZM101 242V243H100ZM128 242H129V244H128ZM140 242V243H139ZM187 242V241H186ZM192 242L193 241H191V242H187L186 244H185V250L184 251H182V255H181V258L183 259L182 260V264H188L190 261V263L191 264H194V263H192L194 260L193 259H195V262L197 261V264H198V257H197V252L193 249V247L191 246L192 245ZM6 243V244H5ZM13 243H16L15 245H17V246H15ZM19 243V244H18ZM48 243H45V244H47V245H49L48 247H49V249H48V247H47V245L45 246V244L44 243H41L40 242V247H39V242L37 243V245H34V246H29V247H27L28 248V250H29V252L31 253V255L32 256H34L33 258L35 259V261H37L38 259H40L41 257H43V254L44 253H54V251L57 249V247H58V245H52L51 246V244H48ZM81 243V244H80ZM90 245H89V244ZM105 243V244H104ZM5 245V246H2V245ZM44 244V245H43ZM83 244H85V245H83ZM135 244H133L132 243V245H135ZM148 244V245H147ZM188 244V245H187ZM9 245V246H8ZM14 245V246H13ZM81 245L84 247V246H86L85 247V250L86 251H84L83 249V247L81 248ZM38 246V247H37ZM42 246H45V248L46 249H44V247H43V249L46 251V252H44V250L41 248ZM55 246V247H54ZM89 246V247H88ZM144 246V247H143ZM13 247V248H12ZM16 247V248H15ZM33 247V248H32ZM88 247V248H87ZM105 248V249H103V248ZM188 247V248H187ZM15 248V249H14ZM53 248V249H52ZM79 248H81V249H79ZM90 248V249H91ZM107 248H109V249H107ZM146 248H144L145 250H146ZM191 248V249H190ZM30 249H31V251H30ZM40 249V250H39ZM41 249L43 250V251H41ZM52 249V250H51ZM97 249V250H96ZM100 249H101V251H100ZM113 249V250H112ZM186 249H188V250H186ZM190 249V250H189ZM16 250H17V252H16ZM38 251V252H35L36 254H34V251ZM103 250H107L106 252H104ZM33 251V252H32ZM80 251V252H79ZM83 251V252H82ZM98 251V252H97ZM136 251V252H135ZM262 251V252H261ZM19 252V253H18ZM44 252V253H43ZM101 252V253H100ZM148 252V251H147ZM184 252V253H183ZM261 252V253H260ZM33 253V254H32ZM39 253V254H38ZM41 253V254H40ZM43 253V254H42ZM84 253V255H82ZM107 253V254H106ZM112 253H114V254H112ZM195 253V254H194ZM37 254H38V256H37ZM141 254V255H140ZM183 254H185L186 255V257H184L185 255H183ZM131 255V256H132ZM1 257H0V264H9V258L8 257H5V256H3V255H0ZM194 256V257H193ZM4 257V258H3ZM37 257V258H36ZM112 257V258H111ZM125 257V258H124ZM189 257V258H188ZM193 257V258H192ZM7 258V259H6ZM109 258V259H108ZM124 258V259H123ZM37 259V260H36ZM127 259V261H125ZM143 259V260H142ZM185 259V260H184ZM6 260V261H5ZM131 260V262H129ZM230 260V262H229V264H243L242 262H240L239 260H233V259H229ZM141 263H140V262ZM144 263H143V262ZM188 261V262H187ZM239 263H238V262ZM121 262V263H120ZM124 262V263H123ZM27 262H24V263H22V264H26ZM127 263V264H128ZM189 263V264H190Z\"/></svg>",
  "mask_w": 264,
  "mask_h": 264
},
{
  "label": "built area",
  "instance_id": "2783aa9c",
  "mask_svg": "<svg viewBox=\"0 0 264 264\" xmlns=\"http://www.w3.org/2000/svg\"><path fill=\"white\" fill-rule=\"evenodd\" d=\"M252 12H254V10H252ZM260 25H261V28L264 30V20H260Z\"/></svg>",
  "mask_w": 264,
  "mask_h": 264
}]
</instances>
